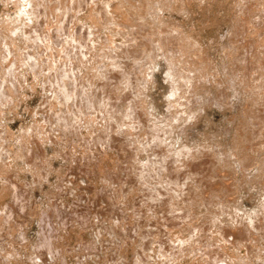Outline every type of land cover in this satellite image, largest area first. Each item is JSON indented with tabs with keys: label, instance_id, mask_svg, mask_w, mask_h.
Here are the masks:
<instances>
[{
	"label": "rangeland",
	"instance_id": "rangeland-1",
	"mask_svg": "<svg viewBox=\"0 0 264 264\" xmlns=\"http://www.w3.org/2000/svg\"><path fill=\"white\" fill-rule=\"evenodd\" d=\"M46 1L47 0H45V2ZM64 1H66V0H64ZM64 1H63V3H64ZM95 1H98V0H94V1L90 0L91 3L88 0L87 1L88 3L86 5H88V4L89 5L87 7H86V5H85V7L83 6L84 8H82V11L80 9V12H76L75 9L78 8L77 6H76V8H74L76 4H71V6H73L72 8L71 7L69 8V6H68L69 9H65L66 5L61 4L62 1L60 2L61 7H59V5H58L59 2L57 3L56 1L51 0V2H52L51 3L48 0L47 3L44 4V5H46L49 3L48 5L45 6V8L48 7V9H47L48 12L45 14V15H47L46 16L47 18H48V16H50V15H48V13L51 14L50 12H52L51 11L52 9L55 10L56 12H58L57 10L63 9V13H61L62 11H59L58 12L59 14L58 13L56 14L55 11H53V13H52V17H53V15L54 16L57 15L56 17H57V19L59 18L58 20L54 19L55 17L53 19L52 18L46 19V17H44L43 19L45 20V22H46L45 23L44 20L40 18L43 21L40 23H42V25L45 23L46 26L44 25L43 27H45L44 30H48L47 31L48 33L51 34V32L55 31V28H56L57 32L55 31L52 33L53 35L51 34L53 37L52 41H48V42L44 41V42L45 43L47 42L49 49L55 48L56 51L54 49L53 50L56 52L55 54L57 56L54 55V53H53L54 51L52 49L51 50L53 52L51 50L47 49V46H46L47 44L45 45V43H42L43 41L41 42L40 40H38V43L36 42V44H37L36 45V44H34L35 42H33L34 40L32 41V39H34V38H31V40H29L30 46L27 44L29 47H26L28 49L27 53H32V51L34 50V52L32 54H34L35 56L37 55L36 60L38 62L41 60V57H42L43 60L47 61V65L49 63H52L48 69L45 67L46 66V63L44 64L45 61L42 62V60H41L42 63L39 62V64H41L40 66L44 69H42L41 67H39V68L42 69L43 71L46 70L48 72V75H47L46 71L43 72L42 70H41L42 74L40 72H37V74L33 73L32 72L33 69H31L33 66L32 67L30 66L31 63H29L28 61H27L28 63H26L24 60L23 62H19L20 65L19 64H18V66L16 65L17 68H15V72H14L15 76L13 74V76L15 77L14 79H16V82H14L13 78L9 79V77H7L8 76V73H7L8 70H6L7 66H5V65L10 62V60H11L10 56L11 55L7 56V53H6L7 48H5V46H6V43H8L10 36H12L14 38H18V39L22 35L25 37L26 33L23 31L25 29L26 30H28V29L32 30V28H28V27L32 26L31 24H33V22L35 20V19L34 20H32V19L35 18V16L32 14L33 10H31V6L27 5V7H26L25 6L26 2H24L22 0H21V2H23L24 4L19 3V0H0V28H1L0 30L3 31V32L0 31V46H1L0 47V52H1L0 53V55H1L0 56V60H1L0 61V80L2 81V78H4L3 79V81L5 80L4 84L6 81H8V82H6L7 90L9 88V91H10L11 88L13 87V88H15V90L12 88L13 91L11 90L10 94H12V92L16 94L15 96L14 95L12 96V97H15L14 101L12 99L8 100V98L10 96L9 91L7 92V90H5L7 92L8 98L4 94L5 91L4 92L2 91V97H4V98L6 97L5 102L7 104L4 102V98H3V100H2V98L0 99L1 100L0 103L3 102V105L0 104V116H1L0 117V126H1L0 132H2L3 129L9 131V132H7L8 134L7 133L4 134V132H3V134L5 136L6 135L8 136L7 140L6 139H4V140L0 139V153H1L0 154V161H1L0 163L3 164V165L1 164L2 168H0V169H2V170H0L1 171L0 172V174H1L0 175V191H2L1 188L3 189L2 184L6 183L7 179L8 180L11 179L12 180L11 182H13V185L16 184L17 191L19 193H21V194H19V195H21V197L22 196L28 197V195L29 196L31 195L28 198L29 202H30L28 204H30V206L29 205H27V206H29L30 209L33 208L34 210L37 211L36 213H38L37 215L36 214L32 215V213H33L32 212V213H30L31 215L28 214L29 216L26 217L24 215L27 213L25 210L26 213H22V212L16 213L17 217L20 216L19 219L18 218L15 219L17 221L13 220L14 221L13 222L11 220V222H13V223H7L5 221H8L9 219L5 220V215H7L6 212L9 211V209H10L9 206L11 207V205H15V204L17 205V203H15V202H17L19 200L18 197H15L16 196L15 195L16 188L14 186L13 187L11 186L12 187L11 189L15 188L14 192L11 191L10 193H8V196L6 195L0 199V229L2 227V230H0V232H1L0 233V264H134L135 260L137 262L138 261L141 262L144 259L146 262H144V261L142 263L139 262V264H145V263L146 264H206L204 261L207 260V255H209V252H208L209 250H208V248L206 249V247L210 248V245L213 244V245H211V247L213 248V246H214V248H216L215 246H218L219 243L225 249V251H224V249L220 245L218 246V247H220V251H222V252L224 251L223 253L220 252L222 254V255L220 254L221 256L219 255V252H218L219 248L218 247L216 249L213 248V250H211L213 252V256H214V254L215 255L218 254L220 256V257L218 255L214 256L215 258L217 257L216 258L217 260H218V257L221 258L223 256L221 259H219V262H220L219 264H223V260H225L227 258L228 259L225 260L226 264H235L234 260L240 261L239 262L240 264H246L247 261L250 262L249 257H251L252 254H254L255 252H257L258 254H256V255H259V256L255 255V257L253 259L251 258L253 261L251 260L250 263L251 264H264V219L262 216L263 214L260 212V211H262L261 207H262L263 202H264V182H263L264 181L263 180L264 169L261 168L262 164L264 163V162H262L264 159V127H263L264 126V116H263L264 115V98H262V97H264L263 96L264 95V93H263L264 92V64H263L264 63V0H260V1L259 0H148L147 2H146V0H120V1H122V3L119 2V0H105V1L99 0L98 2H100V3L102 2V3L98 4L96 2V5H95ZM139 1L141 2V4ZM53 2L57 7L55 5H53ZM103 2H105V4ZM124 2H126L127 4ZM149 2H152V3H149ZM50 3L55 7L50 8L52 6ZM74 3H77V2H74ZM92 3H94V4H92ZM106 3L107 4L109 3V4L106 5ZM69 4H67V5H69ZM90 4H91V7H90L91 9L89 8ZM102 4H104L106 7H108L109 10L111 9L109 11L107 8V11H108L107 14L110 13L109 14V15H111L110 17L107 16L105 11H103V8L105 10L106 7L105 6L103 7ZM149 4L151 7L149 6ZM63 5L65 6L64 8H62ZM99 5H101V6H99ZM109 5H111V6L109 7ZM119 5H120V7H118ZM133 5H135V6H133ZM143 5L145 6V8L143 7ZM92 6L93 7L95 6V7L93 8ZM153 6H155V7H153ZM96 7H98V9H100L102 11L104 16L106 14V16L109 17V20H110L109 23H111V24H106V22H104V18H102L103 19L102 22L105 24L101 25V22L96 21L97 19L100 20L99 14L95 17V15L97 13L92 12L94 9H96ZM133 7H134V9H133ZM54 8H56L57 10ZM150 8L153 10H149ZM70 9L71 10L73 9V11H71ZM147 9L149 11H147ZM66 10H70V11L67 12ZM88 10H89V12H88ZM45 11L46 10H44L43 13H45ZM77 11H79V10H77ZM90 11H91V13H90ZM150 11H152L153 13ZM70 12H71V14L73 12L74 16L71 15ZM158 12H159V14H158ZM17 13L19 15H17ZM94 13H96V14L93 15ZM60 14H63L64 17L63 16H62L63 18L60 17L59 16ZM68 14L71 16H69V17L66 16ZM87 14L89 15V17ZM149 15L151 18L149 17ZM22 16H23V18H22ZM65 16L67 18H70V19L69 20L66 19ZM90 16H91V18L94 17L96 20L94 18H92L93 19L92 20L90 18ZM145 17H147V18H145ZM71 18H73V20L74 19L75 20L71 21L72 20ZM110 18H112V19H110ZM115 19L117 20L118 23L116 22ZM46 20H48V21H46ZM106 20L107 19H105V21ZM111 20H112V22H111ZM57 21L59 24L57 23ZM60 21H62V22H60ZM113 21H115L116 23H114ZM121 21H122V25H120ZM149 21H151L153 24L155 23V25L151 24V22H149ZM93 22H95V23H93ZM97 22L100 24H97ZM107 22H108V20H107ZM146 22L148 23V25ZM158 22L160 25H158ZM29 23H30V25H29ZM62 23L66 26H64ZM113 23H114V26H113ZM18 24L21 26H19ZM52 24L54 26V29L53 30L51 29V31H50L49 29L53 27ZM115 24H117V25L119 24L118 27H117V25L115 26ZM124 24H125V26H124ZM145 24L147 25V27ZM89 25L91 28L93 27L96 30H93V28L91 30H90V28L88 29ZM128 25L130 28L128 27ZM132 25H133V27H132ZM135 25H139V26H135ZM168 25H170V26H168ZM60 26H61V28H60ZM100 26H102L101 29H100ZM107 26H109L111 28H109V27L107 28ZM119 26L120 27L122 26L121 27L122 29H120ZM149 26H151V27H149ZM81 27H82V29H81ZM85 27H86V29H85ZM124 27H128V29L127 28L126 29L128 31L130 30V36H126L125 33L127 32V30H125ZM170 27H173V28H170ZM177 27H179V28H177ZM67 28H68V30H67ZM158 28H159V31H157ZM118 29L121 31H123V29H124L125 32H121ZM131 29H134V31L132 30L133 35L135 37L137 35V37H139L140 40H143V39L148 40L149 37H152L151 38L152 41H151V39H149L150 41L145 40V41H147V43H149L148 45L154 44V43H152L153 41L161 44V45H157V43L154 44V45H157L156 50H155L156 57L154 58V60H152V58H151L152 55L150 56V53H149V57H147L148 56L147 54L149 52L148 47H150V46H148L144 40H143L144 41L143 43H144L145 47H144L142 41H141V43L143 45L142 47L145 48L144 50H146L147 52L146 53L142 52V50H143L142 49L141 53L140 54L138 53V55H136L137 53H135V52L134 53L133 52H129V53L126 52V49L124 47H121L120 45H118V44H122V42L124 41L121 33H123V35H125L124 36L125 38L132 37ZM139 29H141V30H139ZM160 29H162V30H160ZM177 29H179V30H177ZM84 30H85V32H84ZM64 31L65 32L67 31L68 33L67 32L65 33ZM69 31H70V33H69ZM175 31L177 34L175 33ZM8 32H10V33H8ZM15 32L18 35H20V34L21 35L18 36ZM89 32H91L93 35ZM96 32H99V34ZM139 32H140V34H139L140 36H138ZM161 32H162V34H161ZM30 33L32 34L33 32H28V34H30ZM57 33L59 35H57ZM95 33H96V35H95ZM164 33H165V35H164ZM55 34L57 37L56 36L54 37ZM60 34L62 36H60ZM67 34H69L68 35L69 37L67 36ZM146 34H148V35H146ZM155 34L157 35V37ZM170 34H172V35L170 36ZM175 34H176V36H175ZM127 35H128V32H127ZM143 35L145 36V38ZM75 36L77 38V39L75 38L76 40L73 38ZM79 36H80V38H78ZM168 36H169V38H168ZM182 36H183V38H182ZM65 37L67 39V42H66V39H64ZM82 37L85 38L86 40L84 39L85 41H83ZM135 37H132V38H135ZM155 37H156V40H153V39H155ZM184 37H185V39H184ZM162 38L166 39V40H163ZM178 38H180V39H178ZM56 39H57L58 43H56ZM72 39H73V41H71ZM91 39H92V41H91ZM45 40H47V39H45ZM53 40H54V42H53ZM136 40H137V38H136ZM160 40L162 42H160ZM169 40H171L172 43L168 42ZM31 41L33 43H31ZM74 41L75 42L77 41V42L75 43ZM96 41H97V43H96ZM22 42L23 41L19 42L17 44L18 48L16 49V51L12 52V55L14 56L13 58L19 57L21 52L24 53V51H26V49H24V48L27 45H26V43H22ZM61 42H62V44H61ZM72 42H74V43H72ZM81 42L85 46L86 52H89V53L87 55L85 54V56L87 57V58L84 57L85 60L82 58V60H79L81 62L77 61L79 63V66L82 64L83 65L85 64L87 67L90 68V70L88 72L98 71L97 69L99 68V72H97V73L94 72L95 76H91V78H90L89 77L90 75H87V69L88 68L84 69V67L82 66L83 67L82 69L84 70V72L86 71L85 72L86 74H84L83 78H81V80H82L81 82L84 81V83H86V87L88 89H92L93 85H94V87H96V86H98V84H101V83H103V84L105 83L107 86L109 80H111V79L109 78V80H108L106 78V76L101 73V71H100L101 68L98 67L97 65H95L98 63H100V64L103 63L101 65V67L103 65H107L108 71H111L114 69H115L114 71H117V70H118L117 72L120 71L121 76H120V73L117 74L115 72L116 75H118V77H117L118 80L120 78L124 80V82L122 80L121 83L117 80L118 83H116V84H118L117 88H119V90L118 89L114 90V89H116V87H115L116 84L110 85L111 82L114 83L113 81H110V83L108 85V90H110V92H108V93H110V95L113 97H111L106 91L105 92L109 95V97L111 99L113 98L114 100H116V99L124 100L123 97L124 98L129 97V96L132 97L133 96V89L131 88L132 89L131 90L130 88H128V85L130 82L129 80L134 81L133 84L135 86L133 85V88L134 87L136 88V89L134 88V91H137V89H138L139 95L142 91L141 95H142V98L144 97V99H142V98L141 99L146 102L145 104H147L146 108L144 107V109H147V110H144V112L148 111V113H147L148 115H146L145 113L143 115L142 110H141L142 112H140L142 114V117H144V118H145V116L149 117L146 119L147 121H142V122L140 121L141 122L140 123L138 120L140 118H138V116L136 115L137 117H135V119H133L135 122L131 123V121H133V120L129 121V119H127L124 116L125 118L122 120H124V121L127 120V122L125 121L126 122L125 124H127V125L124 124L125 125L124 126V125H122L124 123V121L122 122V120H120V118H122V116L121 117L118 116L119 115L118 113L116 114V116H118L119 119H117L118 117L115 118L114 116L111 115V117L114 120L112 119V120L108 121L109 116H106V115H109L108 113L102 114V116L104 115L102 117V116H98L99 115L98 112L96 113L95 111L90 109L91 111H89L88 114H86V115H88L89 117L91 116L92 119L94 118L95 120H97V121H94V123H96L94 125L95 128L90 123L89 124L88 123L83 124V128L81 126V128L79 129L78 132H74V133H77L79 136L75 135L73 133V135H75V137L77 136L75 139L72 138V136H71L72 131H69L68 133L67 132L61 133V131L59 129L60 127H57V125L60 126V124L55 123L56 122L55 120H54V126H56V127L55 128L53 127V130L51 129V127H49L50 129L47 127L51 123V117L53 116L52 117V121H53V118L55 119L54 114L59 113V111H60L59 106L54 104V101L51 100L50 101L51 103L49 101H47V98L48 99L50 98V92L52 91L50 89L53 87L52 82H51V77H52L51 73L52 72L54 73L57 66L60 65L61 63L62 64L67 63V62L69 63L71 59L75 61V59H73L74 58L73 55L75 53L73 51H75V50L70 49V51L72 50V52H71L72 56L68 54L66 57V55H64V54H67V52L69 51V48L74 47V45H75V47L77 45L80 46ZM40 43L44 44V45H42L43 47L40 45L42 48V51H44V53H42L41 48L39 47ZM52 43L54 44L55 47H53L51 45ZM63 43H65V44H63ZM114 43L117 44L118 46L115 45ZM247 43H249V44H247ZM8 44H10V43H8ZM10 45H12V44H10ZM10 45H9V47H11L13 49L14 46H10ZM107 45H108V47H107ZM172 45H174V46H172ZM242 45H244V46H242ZM256 45H258V46L256 47ZM37 46H38V48H40V51L38 49L39 53L37 52ZM45 46H46V48H45ZM50 46H51V48H50ZM63 46H66V47H63ZM69 46H71V47H69ZM79 46H77L78 49H79ZM84 46H83V49H84ZM168 46H169V48H168ZM171 46L173 47L172 49H171ZM175 46H176V48L174 49ZM34 47H36V48H34ZM61 47H63V48H61ZM77 47H76V49H77ZM87 47H89V48L87 49ZM100 47L101 48L103 47V48L101 49ZM115 47H116V49H115ZM166 47L169 49V50H167L169 52L166 51ZM43 48H45V49L43 50ZM161 48H163V49H161ZM2 49H3V51H1ZM23 49H24V51H23ZM122 49H124L125 51ZM173 49H174V52H173ZM60 50H62V53H60L61 52ZM170 50H171V52H170ZM11 51H13V50H11ZM58 51H60V52H58ZM15 52H17V53L19 52L20 54L18 53V55H17ZM99 52H100V54H99ZM117 52H120L121 55H118ZM14 53H15V55H14ZM102 53L106 54V55H103ZM115 53L118 56H120L121 59L116 58V61L113 58L111 59L110 56L113 57L114 56L113 54H115ZM144 53L147 56H145ZM38 54L39 55L43 54V56L42 55L40 56L39 60H38V57H39ZM44 54H45V57H44ZM133 54H134V56H133ZM173 54H176V55H173ZM4 55H6L5 58H4ZM21 55L22 56H20V58L22 59L23 54H21ZM123 55L124 56L126 55L128 58L125 57V60H124ZM131 55L133 57L129 58V57H131ZM166 55H168L169 57L171 56V57L169 58ZM24 56H25V53H24ZM69 56H71V57L69 58ZM81 56L83 57V55H81ZM104 56H106L107 58H105ZM136 56H138V58ZM59 57H62V58L60 59ZM200 57L202 59L201 61H200ZM252 57L254 60L252 59ZM48 58H49V61H51V60L52 61L49 62ZM114 58H115V56H114ZM122 58H123V60H122ZM145 58H147V59H145ZM171 58L172 59L174 58V59L172 60ZM67 59H68V61L65 62V60H67ZM150 59L153 62V64L151 63ZM179 59H181V60H179ZM232 59H234V61H231ZM62 60H64L63 61L64 63L62 62ZM103 60H105V61H103ZM120 60H122L123 62L126 61L128 63V65L131 63L130 66H132V68L134 66L133 70L138 69L137 71H135L131 74V76H130L131 78H129L128 82L126 81L127 78H125L126 74H127L126 72H125L126 73L125 74L124 72H121L120 69L115 68L116 66L113 67L112 64L111 65L109 64L112 62H113V64L115 62L117 63ZM136 60L137 61L140 60V61L137 63ZM58 61L61 63H59ZM141 61H143V62H141ZM144 61H145V63H144ZM174 61H176L177 68H174L173 66H175V65H172V62L175 64ZM55 62H58V64ZM248 62H250V64ZM21 63H22V65H21ZM80 63H82V64H80ZM25 64L27 66H25ZM54 64H56V65H54ZM252 64H255V65H252ZM210 65H211V67H210ZM51 66H53V67H51ZM93 67H95L96 70ZM109 67H111V68H109ZM204 67H205L206 71H208L209 73L205 71ZM51 68H54L53 71ZM104 68H105V66H103L102 71H106V69H104ZM145 68H146V70H145ZM17 69H19V70H17ZM40 69H39V71H40ZM186 69H187V71H186ZM244 69L246 70V72ZM247 69H248V71H247ZM202 70L204 73L202 72ZM235 70H236V72H235ZM114 71H111V72L114 73ZM150 71H152V72L149 73ZM170 71H175V72L173 73ZM5 73L7 74V76L5 75ZM38 73H39V77H37ZM53 73H52V75L54 76ZM122 73H124V74H122ZM134 73H135V76H132V75H134ZM175 73L176 74L178 73V74L176 75ZM241 73L244 75H242ZM249 73H250V75H249ZM96 74H97V76H96ZM148 74L151 77H149ZM179 74L180 75L184 74L182 76V78L185 77L186 74H188L194 80L192 78L190 79V76H186L187 77L186 79L188 81L185 80V78H183L184 79V81H183V79L178 78ZM46 75H47V78L48 77L50 78V79H48L49 81L48 80L45 81V79H47V78H45ZM145 75H147V76H145ZM170 75L173 77V79ZM194 75H195V77H194ZM85 76H88V77H85ZM241 76H242V78H241ZM93 77H94V79H95V77H97L95 79V81H94ZM134 77H135V80H133ZM175 77L177 78L178 81L180 80L182 83L181 84L179 82L181 85H180V88H178V90H181V91H178L176 89V82H178V81L174 82L176 80ZM149 78H151V79H149ZM254 78H255V80H254ZM121 79H120V81H121ZM189 79H190V81L191 80L192 81L189 82ZM143 80H145V81H143ZM1 81H0V83L3 82V81L2 82ZM18 81H20V82H18ZM47 82H49L52 86L51 87L48 86L49 83H47ZM139 82H140V86L141 85L144 86V89H142L140 86H138ZM143 82L145 84H143ZM172 82H174V83H172ZM119 83H120L122 88L119 87ZM185 83H188L189 85L185 84ZM248 83H250V84H248ZM125 84L126 85L128 84V85L126 86ZM13 85L16 87H14ZM186 85L188 86L187 88H185ZM190 85H193V86L189 87ZM110 86H112V87L110 88ZM137 86H138V88H137ZM251 86H253L254 88L251 89L252 88ZM54 87H56V85ZM173 87H174V89H176L175 90L176 92L178 91L176 93V96H175V91H173L174 90ZM177 87H179V84L177 85ZM52 89L54 90L55 88H52ZM120 89H123V90H120ZM104 90H106V89H104ZM128 91H130V92H128ZM221 91H223V92H221ZM114 92H115V94H114ZM171 92L172 93L174 92V93L171 95ZM188 92H189V94H188ZM106 93H104V94H106ZM183 93H185V96L182 95ZM197 93H198V95H197ZM53 94H51L52 98H53ZM192 94L193 95L195 94V95L193 96ZM115 95H116V97H115ZM117 95H118V97H117ZM254 95H255V98H254ZM16 96H17V98H16ZM171 96H174V97L172 98ZM186 96H187L189 102H187V98H185ZM189 97H191V98H189ZM201 98H202V101H201ZM204 98H206V99L204 100ZM259 99H261V100H259ZM172 100H173L174 104H172ZM177 100H179V101L177 102ZM203 100H204V102H203ZM52 102H53V104H52ZM169 102H171V103H169ZM186 102H187V104H186ZM14 103H16V104H14ZM44 103H47V104H44ZM49 104H51V105L49 107H47ZM45 105H46V108L42 107ZM53 105L55 107L56 106L57 107L55 108ZM190 106H191V108H190ZM42 108H44V109H42ZM47 109L48 110L50 109L49 112ZM247 110H248V113H247ZM51 112H52V114L50 116L46 114V113L50 114ZM175 112H177V113H175ZM2 115H3V117H2ZM45 115H47L49 117L48 119H50V120H48L47 116H45ZM189 115L192 117H190ZM152 116H153V118H152ZM171 116H173V117H171ZM187 116L189 117V119ZM111 117H110V119H111ZM168 117H169V119H168ZM253 117H255V118H253ZM259 117H261V118H259ZM97 118H99V119L103 118L102 119L103 124L101 123V120H99ZM175 118H177V119L175 120ZM178 118H181V119H178ZM187 120H188V122H187ZM46 121L48 122V125H47ZM49 121H50V123H49ZM106 121L109 123H106ZM168 121L170 124L168 123ZM128 122L131 123L130 125H135L137 128L134 126L130 127V125H128ZM136 123H138L139 125ZM109 124H111V125H109ZM117 124H118V126H117ZM140 124H143V125H141V127H140ZM166 124L168 126H166ZM175 124H176V126H175ZM152 125H154L155 129H154V127H152ZM169 125H170V127H169ZM106 126H107V129H106ZM110 126L114 127V128H111V131L113 129L117 130L116 134L113 132L114 137L117 136L115 141L113 138V134H112V136H110V134H108V132L110 131V129H109ZM126 127L127 128L130 127V128L127 129ZM159 127L160 128L167 127L168 129H171V130L169 131L167 128H165V129L163 128L164 130L162 129V131H165V133L167 132L166 134H164L162 131H161L162 133L160 132ZM57 128H58V131L60 134H58ZM134 128H136V129H134ZM252 128L253 129L255 128V129L253 130ZM38 129L40 130V132ZM48 129H49V131H48ZM124 129H125V131H126V129H127V131H130L133 134V138L135 137L134 135H136V136L138 134L140 135V139L139 138H137V140L134 139V140H136V142H139L137 144L140 147H138L136 145V142H135V144L132 143V145H131V147L133 149L136 146L138 147V148L136 147L137 149H139V148L141 149L139 152H136V155H135V152L134 153L131 152L132 151L131 149H130L131 151L128 150L130 148V145H127L129 142L127 141L126 138H128L132 134L129 135L130 132H125ZM145 129L147 132L145 131ZM153 129L155 131L156 130L157 131L155 132ZM106 130H108V132ZM118 130H119V132H118ZM104 131H105V133L108 134V135L107 134L106 135L109 136L110 139L108 137L106 139V138H104V136H102V134L103 135L105 134ZM48 132L53 133V135L49 136ZM168 133L169 134L172 133V134H170L171 136H169ZM65 134L67 136H62ZM68 134L69 135L71 134L70 137ZM80 134H81V137H80ZM86 134H87V136H86ZM124 134H125L126 138L124 137ZM148 134L149 135L151 134V135L149 136ZM158 134H161V136L163 138L161 137L162 138L161 139L159 137L160 135H158ZM12 135H13V137H12ZM57 135H59V137H57ZM97 135L98 136L101 135V137H98ZM139 135L137 137H139ZM141 135H144V136H141ZM152 135H153L154 139L148 141V139L152 138ZM60 136H61V138H60ZM83 136L85 137V139L87 141L83 140V138H84ZM168 136L171 137V139H168L169 138ZM47 137H48L49 141L46 140ZM146 137H147V139H146ZM31 138H32V140H31ZM58 138H60V139H58ZM62 138L64 140H62ZM24 139H26L27 142ZM53 139H54V141H53ZM104 139H106L107 141H105ZM138 139H139V141H138ZM141 139H142L144 144L153 143V145L152 144L151 145L154 149L150 145V147L147 150V148H145L146 145H144V144L141 145L142 144V142L140 141ZM155 139L157 140V144H156V142H154ZM110 140H112L110 143H112L113 146L110 143H106V142H109ZM116 140H117V142H116ZM1 141H3V142H1ZM32 141H33V143H32ZM35 141H36V143H35ZM90 141H92V142H90ZM126 141L128 143H126ZM150 141H153V142H150ZM160 141H163V142H160ZM158 142H160V144ZM38 143H40V144H38ZM67 143H69V144H67ZM99 143H100V145H99ZM123 143L124 144L126 143V145L129 146L128 149L126 148L127 151L124 150L125 145ZM166 143H169V145L167 144L168 146H166ZM119 144H121L124 148L122 146H121V148H118V146L120 147ZM74 145H76V146L74 147ZM97 145L99 148L96 147ZM133 145H136V146H133ZM31 146H32V148H31ZM38 146H40V147H38ZM172 146L174 148H171ZM164 147H166V149H164ZM6 148L8 150H6ZM136 148H135V150H137ZM185 148L188 149V152H186L187 150ZM101 149H103V150H101ZM1 150H4V151L1 152ZM22 150L23 151L27 150V152H23ZM153 150H156V151H153ZM158 150L160 151L161 155L156 154V153H158ZM168 150H170V151H168ZM6 151H10V154H11V156L9 155L10 157L9 156L4 157L5 154L3 152H6ZM120 151H122L123 154ZM150 151H152V152H150ZM129 152L133 153V154H131L132 156L130 155ZM153 152H154L155 156H154V154H152ZM168 152H169L170 156H169V154H166ZM184 152L188 153V154H185ZM60 153H62V155ZM88 153H89V155H88ZM222 153H224V154H222ZM179 154L180 155L185 154L184 156L186 158L184 156H180ZM128 155H130L131 158ZM157 155L158 156H162V155L165 156L166 155V156L165 157L162 156V159H161V157L156 158V157H158ZM220 155L221 156L223 155V156L220 157ZM224 155H226L225 159H224ZM100 157H102V158H100ZM135 157H137L138 159ZM166 157H168V158H166ZM183 157L185 158L186 161L181 160V159H183ZM226 157H228V158H226ZM164 158L166 161L164 160ZM189 158H190V160H189ZM136 159L138 161H136ZM159 159H161V160H159ZM187 159H188V163H187ZM125 160H127V161H125ZM176 160H177V162H176ZM220 160H222V161H220ZM124 161H125V163H124ZM162 161H165L167 165L166 164L163 165L165 162H162ZM169 161H170V163H169ZM181 161H183V162H181ZM149 162H150V164H148ZM154 162H156L157 165H155L156 163H154ZM158 163H159V165H158ZM182 163L184 165V168L182 166ZM126 164H128V165H126ZM180 164H181V166H180ZM185 164H187V166H185ZM188 164H189V166H188ZM221 164H222V166H221ZM11 165H13V166H11ZM122 165H124V166H122ZM146 165L148 166V168L152 165L151 166L152 168L150 167L151 169L150 168L147 169V167H145ZM91 166H93V167H91ZM163 166H164V168H163ZM165 166H166V168H165ZM80 167H82V168H80ZM87 167H88V169H87ZM46 168H49V169L47 170ZM121 168H123V169H121ZM134 168H135V170H134ZM136 169H138V171ZM156 169H157V171H156ZM165 169H167V170H165ZM174 169H176V170H174ZM193 170H195V175H194L195 177H196V174H198V173H199L198 175H200V174L201 175L195 178L193 176V174L192 175L189 174V173H192ZM198 170H200V171L198 172ZM82 171H83V173H82ZM186 171L189 173H187ZM87 172H89V173H87ZM99 172L101 173V175L99 174ZM139 172H141L142 174ZM149 172H151V173H149ZM221 172H222V175H221ZM84 173H85V175H84ZM135 173L136 174L138 173V174L136 175ZM144 173H145V176H144ZM147 173H149L150 177H149V175H147ZM154 173L156 176L158 175L160 178L158 176L155 177ZM169 173H171L170 176H169ZM189 175H191V176H189ZM87 176L88 177L90 176V177L88 178ZM100 176H102V177H100ZM105 176H106V178L108 177L109 180H106ZM136 176H138V177H136ZM141 176H143V177H141ZM171 176L173 178H175L177 181L174 180L173 178L171 180V178H170ZM63 177L65 178L64 181L62 180ZM153 177H155V178H153ZM168 177L170 178V181L167 179ZM125 178H126V180H125ZM197 179L199 181H197ZM15 180H16V182H15ZM34 180L36 182H34ZM130 180H132V181H130ZM146 180L147 181L150 180V182L149 181L147 182ZM166 180L169 181L168 184H167ZM126 181H127V183H126ZM171 181L172 182L175 181L176 183L173 182V184H172ZM105 182L106 183L109 182L110 184L107 185ZM123 182H125V183H123ZM200 183H203L204 185L202 184V186H201ZM214 183H215L217 189H215V186L213 185ZM111 184L113 186H111ZM186 184H188V185H186ZM198 184H199V186H198ZM223 184H226V185H224V187H223ZM19 185L22 188H20ZM121 185H123V186H121ZM159 185H161V186L159 187ZM68 186H70V187H68ZM218 186H220V187L218 188ZM225 186H226V188H225ZM201 187L203 189H201ZM211 187H214L213 189H215L214 191H212L213 189L211 190L213 193L209 190ZM24 188H26V189H24ZM63 188H65V189H63ZM104 188L107 190L109 189V191L105 190ZM89 189H90V191H89ZM110 189L113 193L110 191ZM124 189L127 190L126 192H128L129 194L126 193L124 191ZM151 189H153V190H151ZM218 189H221V191L219 192L220 194H224V195H221L222 199L218 195L219 194ZM19 190H21V191H19ZM104 190H105V192H104ZM118 190H119V192H118ZM195 190H196V192H193ZM207 190H208V192L210 191L211 194L216 196V197L213 198V196H211V194H209L208 192H205ZM157 191H161L158 193H161V197L164 198L163 200H161L162 199L161 197H159V199L156 197L155 194H158V193H154V192H157ZM96 192H97V194H96ZM103 192H104V194H102ZM146 192L152 193V195H150V193H147L150 195V197L152 199H148L149 196L145 197V196H147ZM176 192H177V194H176ZM106 193H107V195H105ZM25 194H28V195H25ZM199 194H201V195H199ZM205 194H206V196H205ZM208 195H210L212 197V199H210V196H208ZM99 196H100V198H99ZM171 196L174 200L171 198ZM199 196H202L201 200H200ZM155 197L158 199L159 202L155 201V200H157ZM81 198H83V199H81ZM87 198H89V199H87ZM142 198H146V199L143 200ZM153 198L155 200H153ZM16 199H18V200L16 201ZM21 199H24V198H21ZM231 199H233V200H231ZM80 200L82 201V204L84 203L83 205L80 204L81 203ZM99 200H101V201H99ZM146 200H147V202H146ZM164 200H166L167 203H165ZM148 201L149 202L152 201L151 204H149ZM211 201H212V203H211ZM50 202L53 204H51ZM57 202H59L58 205H57ZM60 202L63 204H61ZM154 202L156 204L157 203H159V204L156 205ZM173 202H174V204H173ZM217 202H220V203H218L220 206L217 205ZM221 203H223V204H221ZM65 205L68 208L65 207ZM84 205H86V206H84ZM52 206H54L56 209H57V207L60 208L62 206L63 209L60 208L61 210H63L62 213L59 214L58 213L59 209H57V211H56V209H54ZM76 206H77V208H76ZM93 207H94V209H92ZM230 207H233V208H230ZM14 208H16V207H14ZM66 208L68 209V212H67ZM71 208L72 209L75 208L74 212ZM78 208L81 209L80 211H82V213L79 211ZM90 208L92 211H90L88 214V212L86 210H90ZM178 208L179 209L182 208V209L179 210ZM218 208H219V210H218ZM61 210H59V212ZM71 210L73 213L71 212ZM83 210L86 211L85 214L87 213L89 216L92 215L91 217H89L90 222H88V224H86V225L84 223H82V221H81V220H83L81 218L84 215ZM96 210H98V212ZM109 210H110V212H109ZM226 210L228 213L226 212ZM46 211H47V214L50 213L49 219L52 221V223L54 222V224H53L54 227L53 228L51 226H49V227L51 229H54V230L56 227L57 231L62 234L61 237H59V240L57 239V240L53 241L54 246L56 245L55 247H56V249H57L56 251H58V253L56 254V251H55V253H54L55 255L53 254L52 256L51 255L48 256V253L45 252V249L43 248V250H42L40 248V247H43L41 245V242L44 240L43 238L41 239L40 235H42L43 233H45L46 230H48V225L46 224V221L44 222L42 219V217H44L42 215ZM50 211H53L54 213L56 212L55 214H59V218H57L58 215L57 216L53 215L54 213L50 212ZM75 212L79 213V217H77L76 219L80 218L76 221H75V219L74 220L71 219V218H73L72 216H74V217H75V215L78 216V213L76 214ZM94 212H97V213H94ZM69 213H70V216H69ZM66 214L68 216H66ZM80 214H83V215L81 216ZM100 214H102L103 216ZM8 215H10V214H8ZM61 215L63 217L62 220L60 219ZM93 215H94V217H93ZM105 215H107V216H105ZM2 216H4V217L2 218ZM54 216H56V217L53 219ZM65 216L67 217L66 220H65ZM173 216H178V217L172 218ZM13 218H16L15 215ZM27 218H28V220H27ZM46 218L47 217L45 216V219ZM69 218H70V220H72L71 222H69L70 221ZM170 218H171V220H170L171 222L167 221V219H170ZM10 219H12V218H10ZM221 219H222V221H221ZM224 219H226V221ZM59 220L61 221V223ZM172 220H175V221H172ZM234 221L237 222L238 225ZM73 222H75V223L78 222V224H74ZM165 222L167 223L166 224L167 226L165 225L166 227L164 226ZM187 222L188 223L190 222V224L188 225ZM2 223H4V224H2ZM63 223H64V225H63ZM137 223H138V225H137ZM7 224H9V225H7ZM80 224L85 225V226L81 225V227H80ZM191 224H192V226H191ZM239 224L240 225L242 224V225L240 226ZM5 226H6V228H5ZM44 227H45V231L43 229ZM57 227H59V228H57ZM223 227L224 228L227 227V230L222 229ZM230 227L232 229H236V227H241V228H237V229L242 230V232L243 231L245 232L246 230H248L249 232L252 233V234L250 233L252 238L256 237V239H258V240L260 239L261 240V241L259 240L260 244L259 243L255 244V246L257 247V248H255V252L252 253V250H250L251 252L249 251V249H252V248L254 249V247H255L253 245V242L251 241L252 238L249 236L251 238V240H250V239H247V237H246L247 234L249 235V232H247V231H246L247 233L245 232L244 237H246L245 238L246 240H243L245 242L242 244L243 248L240 246V248H242V250H241L238 247L239 245H241L240 243H235V245H234V240H232L233 242L230 240V239H232V238H230L231 233H232V231H231L232 229L230 230L231 233L228 231V229H230ZM41 228L43 229V232H42ZM163 228L166 230H164ZM5 229H7L8 231ZM100 229H102V230L99 232ZM106 229H107V231H105ZM137 229H138V231H137ZM220 229H222L223 233L225 235H227L226 240H223L225 237H223V233L221 234L222 230L220 231ZM243 229H245V230H243ZM3 231L5 233H3ZM218 231H219V235H221V238L219 237V235H217ZM226 231H228L227 233H230L229 234L230 236H228V234L225 233ZM97 232L101 233V234H98ZM166 232H168V233L166 234ZM242 232L240 231L239 233L242 234ZM1 234L4 236H2ZM156 234L158 235L159 238L157 237ZM254 235H256V236L254 237ZM42 237H43V235H42ZM147 237H152V238L155 237V239H153L151 242L152 238L150 239ZM214 237L216 238V240ZM222 237H223V239H222ZM244 237H242V238H244ZM163 238H165L166 242L163 241L164 240ZM169 238H171V240ZM176 238H178V239L176 240ZM159 239L161 240V242H159L160 241ZM55 241H56V243H54ZM162 241L165 242V245L162 243ZM168 241H170V242H168ZM193 241L195 242L194 244H193ZM225 241H227V242H225ZM254 241H255V239H254ZM37 242H38V244H37ZM188 242L190 245H188ZM161 243L164 246H162ZM186 243H187V245H186ZM207 243L209 245H207ZM248 243L252 245V248L245 249V247L248 248ZM204 244L206 247L203 246ZM236 244H238V245H236ZM39 245H41V246H39ZM184 245H186V246H184ZM251 245H249V246L251 247ZM55 247H54V250H55ZM236 247H238V249ZM167 248H169V249H167ZM204 249L208 250L207 254H206ZM15 250L18 253H15ZM43 251H44V253H43ZM215 251H217V253ZM237 252H238V254H237ZM41 253H43V254H41ZM225 253H227L226 254L227 257H225V259H224ZM239 253H240V256H239ZM249 253H251V255ZM205 254H206V256H205ZM202 255H203V257H201ZM248 255H250V256H248ZM260 255H261V257H260ZM40 256H41V258H40ZM44 256L47 259L44 258ZM138 257H140V258L137 259ZM204 257H206V258H204ZM209 257H211V259L208 258V260L210 259V260H212V262L215 261V260H213L214 257H212V254ZM141 258H143V259H141ZM240 258H242L241 260H245L246 262L243 261L245 263H241L242 261L239 260ZM40 259H42V260H40ZM231 259L233 260L234 263L231 261ZM15 260L17 262H15ZM43 260H46V261L44 262ZM238 261H236V264H239ZM217 263H218V261H217ZM135 264H138V263H135ZM211 264H214V262Z\"/></svg>",
	"mask_w": 264,
	"mask_h": 264
},
{
	"label": "bare ground",
	"instance_id": "bare-ground-1",
	"mask_svg": "<svg viewBox=\"0 0 264 264\" xmlns=\"http://www.w3.org/2000/svg\"><path fill=\"white\" fill-rule=\"evenodd\" d=\"M22 1L26 2V5H25L26 7H27V5H29V6H31V10H33L32 14L35 16V18H33L32 20H34V19H35V20H34L33 24H31L32 26H31V27L29 26L28 28H32V30H33V29H34V30H33V31H32L31 29H30L31 31H30L29 29H28V30L25 29L24 31L22 30L23 32L26 33L25 37H24L23 35L20 36L21 34L18 35V34L15 32L18 36H20V38L18 39V38H14V37L10 36V38H9V41H10V42L8 41V43H10V44H12V45L6 43V46L8 45L7 47L5 46V48H7V49H6L7 56L11 55V56H10V57H11L10 62L7 63V64L5 63V64H6L5 66H7V67H6V68H7L6 70H8V72H7V73H8V76H7L6 73H5V75H6L7 77H9V79H11V78L14 79V78H15V77H14V76H15V74H14V72H15V68H17L19 62H23L24 60H25L26 63H28V62L31 63L30 66H31V67L33 66V67L31 68V69H33L32 72H33V73H36V74H37V72H40V73H41V72L43 71L42 69H44V68H42V67L40 66L41 64H39V62H41V60H42V62L45 61V62H44V64L46 63V66H45V67L48 68V69H49L50 65L52 64V63H49V62L52 61V60L49 61V58H50V57L48 58V61H49V62H48V63H49L48 65H47V61H46V60H43L42 57H41V60L38 62V61L36 60V56H37V55L35 56L34 54H32V53L34 52V50L32 51V53H27V50H28V49L26 48V47H29V46H30V45H29V44H30L29 40H31V38H34V39H32V41L34 40L33 42H35L34 44H36V42L38 43V40H40L41 42L43 41L42 43H45L44 41H47V42H48V41H52V38H53V37H52V35H53L52 33L56 31V28H55V31L51 32V34H52V35H51L50 33L47 32L48 30H44L45 27H43V26L45 25V23H46L45 20H44L43 18L47 16V15H45V14L48 12V11H47L48 7L45 8V6L48 5L49 3L46 4V5H44V4L47 3L48 0H47L46 2H45V0H22ZM54 1L57 2L58 0H54ZM61 1H62V2H61ZM63 1H64V0H59V1H58V2H59V4H58L59 7H61V6H60V2H61V4L66 5L67 8H66L64 5H63V7H62V8L65 7V9H69L70 7L72 8L73 6H71V4H76L74 8H76V6L79 8V9H78V8L75 9L76 12H80V9H81V11H82V8H84L85 5L88 3V2H87L88 0H66V1H64V3H63ZM73 1H74V2H77V3H74ZM93 1H94V0H93ZM98 1H99V0H98ZM98 1H95V5H96V2H97L98 4L100 3V2H98ZM103 1H105V0H103ZM147 1H148V0H146V2H147ZM259 1H260V0H259ZM8 2H9V1H8ZM14 2H15V1H14ZM16 2H17V1H16ZM49 2H51V0H49ZM56 2H55V3H56ZM58 2H57V3H58ZM89 2H90V0H89ZM108 2H109V1H108ZM119 2L122 3V1H120V0H119ZM119 2H118V3H119ZM139 2H140V1H139ZM6 3H7V2H6ZM19 3H23V2H21V0H19ZM51 3H52V2H51ZM51 3H50V4H51ZM69 3H70V4H69ZM90 3H91V2H90ZM101 3H102V2H101ZM101 3H100V4H101ZM103 3L105 4V2H103ZM124 3H126V2H124ZM149 3H152V2H149ZM167 3H168V2H167ZM15 4H16V3H15ZM23 4H24V3H23ZM67 4H69V5H67ZM92 4H94V3H92ZM104 4H102L103 7L105 6ZM108 4H109V3H108ZM108 4L106 3V5H108ZM126 4H127V3H126ZM140 4H141V2H140ZM147 4H148V3H147ZM153 4H154V3H153ZM19 5H20V4H19ZM51 5H52V4H51ZM53 5H55L54 2H53ZM53 5H52L50 8H53V7L56 6V5H55V6H53ZM88 5H89V4H88ZM88 5H86V7H87ZM120 5H121V4H120ZM120 5H119L118 7H120ZM130 5H131V4H130ZM68 6H69V8H68ZM83 6H84V7H83ZM99 6H101V5H99ZM110 6H111V5H109V7H110ZM133 6H135V5H133ZM137 6H138V5H137ZM146 6H147V5H146ZM149 6H150V4H149ZM149 6H148V7H149ZM164 6H165V5H164ZM166 6H167V5H166ZM16 7H17V6H16ZM23 7H24V6H23ZM23 7H22V8H23ZM56 7H57V6H56ZM59 7H58V8H59ZM90 7H91V4H90L89 8H90ZM92 7H93V6H92ZM94 7H95V6H94ZM94 7H93V8H94ZM105 7H106V6H105ZM143 7L145 8L144 5H143ZM150 7H151V6H150ZM153 7H155V6H153ZM153 7H152V8H153ZM44 8H45V9H44ZM93 8H92V9H93ZM99 8H100V7H99ZM107 8H108V7H106L105 10H104V8H103V11H105L106 14H107V12H108V11H107ZM23 9H24V8H23ZM54 9H56V8H54ZM59 9H60V8H59ZM65 9H64V10H65ZM90 9H91V8H90ZM133 9H134V7H133ZM153 9H154V8H153ZM153 9L150 8L149 10H153ZM18 10H19V9H18ZM28 10H29V9H28ZM44 10H46L45 13H43ZM56 10H57V9H56ZM70 10H71V9H70ZM70 10H66V11L68 12V11H70ZM77 10H79V11H77ZM94 10H95V11H94ZM94 10H93V11L91 10V11H92V12H96L97 14L94 13L93 15L96 14V15H95V17H96V16L99 14V18H100V20H99V19L96 20L94 17H92V18H94L96 21L101 22V25H102V24H105V23L102 22V21H103L102 18H104V22H106V24H111V23H109V21H110V20H109V17L111 16V15H109L110 13L107 14V16H109V17H107L105 13H104L105 16L103 15L102 11H101L100 9H98V7H96V9H94ZM108 10H109V8H108ZM110 10H111V9H110ZM110 10H109V11H110ZM145 10H146V9H145ZM149 10L147 9V11H149ZM154 10H155V9H154ZM51 11H52V12H50L51 14L48 13V15H50L51 17L48 16V18H52V19H53V18L55 17L54 19H57V17H56L57 15H55V16L53 15V17H52V13H53V11H55V10L52 9ZM57 11H58V12H59V11H62L61 13H63V9H60V10H57ZM66 11H65V12H66ZM71 11H73V9H72ZM75 11H74V12H75ZM84 11H85V10H84ZM91 11H90V13H91ZM119 11H120V10H119ZM162 11H163V10H162ZM58 12L55 11L56 14H57ZM67 12H66V13H67ZM76 12H75V13H76ZM88 12H89V10H88ZM140 12H141V11H140ZM150 12H152V11H150ZM150 12H149V13H150ZM18 13H19V12H18ZM18 13H17V15H19ZM20 13H21V12H20ZM75 13H74V14H75ZM90 13H89V14H90ZM117 13H118V12H117ZM152 13H153V12H152ZM184 13H185V12H184ZM21 14H22V13H21ZM27 14H28V13H27ZM58 14H59V13H58ZM70 14H71V12H70ZM82 14H83V13H82ZM158 14H159V12H158ZM71 15H73V12H72ZM71 15L68 14V15H66V16L69 17V16H71ZM75 15H76V14H75ZM77 15H78V14H77ZM80 15H81V14H80ZM87 15H88V14H87ZM91 15H92V14H91ZM124 15H125V14H124ZM139 15H140V14H139ZM160 15H161V14H160ZM20 16H21V15H20ZM34 16H33V17H34ZM59 16L62 17L63 14H60ZM66 16H65V17H66ZM73 16H74V15H73ZM63 17H64V16H63ZM63 17H62V18H63ZM88 17H89V15H88ZM132 17H133V16H132ZM134 17H135V16H134ZM139 17H140V16H139ZM142 17H143V16H142ZM149 17H150V15H149ZM156 17H157V16H156ZM22 18H23V16H22ZM30 18H31V17H30ZM30 18H29V19H30ZM40 18L43 19L44 22H45L43 25H42V23H40V22H43ZM48 18L46 17V19H48ZM74 18H75V17H74ZM90 18H91V16H90ZM92 18H91V19H92ZM145 18H147V17H145ZM150 18H151V17H150ZM150 18H149V19H150ZM161 18H162V17H161ZM58 19H59V18H58ZM58 19H57V20H58ZM66 19L69 20L70 18H67V17H66ZM71 19H72L71 21H74V20H75V19L73 20V18H71ZM101 19H102V20H101ZM105 19H107L108 22H107V20L105 21ZM110 19H112V18H110ZM138 19H139V18H138ZM141 19H142V18H141ZM50 20H51V19H50ZM92 20H93V19H92ZM115 20H116V19H115ZM136 20H137V19H136ZM145 20H146V19H145ZM153 20H154V19H153ZM19 21H20V20H19ZM46 21H48V20H46ZM80 21H81V20H80ZM157 21H158V20H157ZM49 22H50V21H49ZM53 22H54V21H53ZM60 22H62V21H60ZM65 22H66V21H65ZM69 22H70V21H69ZM78 22H79V21H78ZM84 22H85V21H84ZM111 22H112V20H111ZM113 22L116 23L117 20H116V22H115V21H113ZM149 22H151V21H149ZM27 23H28V22H27ZM31 23H32V22H31ZM47 23H48V22H47ZM57 23H58V21H57ZM63 23H64V22H63ZM63 23H62V24H63ZM66 23H67V22H66ZM75 23H76V22H75ZM93 23H95V22H93ZM114 23H113V26H114ZM117 23H118V22H117ZM146 23H147V22H146ZM58 24H59V23H58ZM81 24H82V23H81ZM85 24H86V23H85ZM97 24H100V23L97 22ZM125 24H126V23H125ZM125 24H124V26H125ZM129 24H130V23H129ZM139 24H140V23H139ZM142 24H143V23H142ZM151 24H153V23L151 22ZM161 24H162V23H161ZM18 25H19V24H18ZM25 25H26V24H25ZM27 25H28V24H27ZM29 25H30V23H29ZM56 25H57V24H56ZM56 25H55V26H56ZM63 25H64V24H63ZM116 25H117V24H115V26H116ZM118 25H119V24H118ZM118 25H117V27H118ZM120 25H122V21H121V24H120ZM145 25H146V24H145ZM147 25H148V23H147ZM147 25H146V27H147ZM149 25H150V24H149ZM153 25H155V23H154ZM158 25H160L159 22H158ZM19 26H21V25H19ZM33 26H34V27H33ZM35 26H36V27H35ZM45 26H46V25H45ZM52 26H53V24H52ZM61 26H62V25H61ZM61 26H60V28H61ZM64 26H66V25H64ZM80 26H81V25H80ZM80 26H79V27H80ZM103 26H104V25H103ZM126 26H127V25H126ZM135 26H139V25H135ZM143 26H144V25H143ZM151 26H152V25H151ZM151 26H149V27H151ZM168 26H170V25H168ZM172 26H173V25H172ZM24 27H25V26H24ZM47 27H48V26H47ZM58 27H59V26H58ZM62 27H63V26H62ZM67 27H68V26H67ZM83 27H84V26H83ZM87 27H88V26H87ZM95 27H96V26H95ZM101 27H102V26H100V29H101ZM108 27H109V26H107V28H108ZM117 27H116V28H117ZM119 27H120V26H119ZM121 27H122V26H121ZM121 27H120V29H122ZM128 27H129V25H128ZM128 27H124V29L127 30ZM132 27H133V25H132ZM141 27H142V26H141ZM141 27H140V28H141ZM144 27H145V26H144ZM165 27H166V26H165ZM89 28H90V30H91L93 27L91 28L90 25H89L88 29H89ZM98 28H99V27H98ZM104 28H105V27H104ZM109 28H111V27H109ZM126 28H127V29H126ZM129 28H130V27H129ZM135 28H136V27H135ZM156 28H157V27H156ZM159 28H160V27H159ZM159 28L157 29V31H159ZM170 28H173V27H170ZM177 28H179V27H177ZM0 29H1V28H0ZM51 29L53 30V29H54V26H53L52 28H50L49 30L51 31ZM65 29H66V28H65ZM77 29H78V28H77ZM81 29H82V27H81ZM85 29H86V27H85ZM124 29H123V31H121V30H119V29H118V30L121 31V32H125ZM136 29H137V28H136ZM162 29H163V28H162ZM162 29H160V30H162ZM180 29H181V28H180ZM60 30H61V29H60ZM67 30H68V28H67ZM90 30H89V31H90ZM93 30H96V29L93 28ZM132 30L134 31V29H131V31H132ZM139 30H141V29H139ZM139 30H138V31H139ZM150 30H151V29H150ZM154 30H155V29H154ZM174 30H175V29H174ZM174 30H173V31H174ZM177 30H179V29H177ZM0 31H2V30H0ZM20 31H21V30H20ZM27 31H28V32H33V33H32V34H31V33L28 34ZM62 31H63V30H62ZM76 31H77V30H76ZM133 31L131 32V34H132V37H135V36L133 35ZM173 31H172V32H173ZM180 31H181V30H180ZM2 32H3V31H2ZM6 32H7V31H6ZM13 32H14V31H13ZM56 32H57V31H56ZM64 32H65V31H64ZM64 32H63V33H64ZM66 32H67V31H66ZM66 32H65V33H66ZM84 32H85V30H84ZM127 32H128V35H127ZM127 32L125 33L126 36H130V30H129V31L127 30ZM143 32H144V31H143ZM151 32H152V31H151ZM172 32H171V33H172ZM177 32H178V31H177ZM8 33H10V32H8ZM18 33H19V32H18ZM67 33H68V32H67ZM69 33H70V31H69ZM89 33H91V32H89ZM96 33L99 34V32H96ZM96 33H95V35H96ZM119 33H120V32H119ZM135 33H136V32H135ZM135 33H134V34H135ZM175 33H176V31H175ZM61 34H62V33H61ZM61 34H60V36H62ZM84 34H85V33H84ZM91 34H92V33H91ZM101 34H102V33H101ZM121 34H122V36H123V40H124V41L122 42V44H118V45H120L121 47H124V48L126 49V52H128V53H129V52H133V53L135 52V53H137L136 55H138V53L140 54L142 49H143L142 52H145V53L147 52L146 50H144L145 48L142 47V46L144 45L143 42H144L145 40H147V39H145V40L143 39L144 41H143V40H140L139 37H137L136 34H135V35H136L135 38H132V37H127V38H125V37H124L125 35H123V33H121ZM139 34H140V32L138 33V36H140ZM144 34H145V33H144ZM161 34H162V32H161ZM172 34H173V33H172ZM172 34H170V36H171ZM176 34H177V33H176ZM176 34H175V36H176ZM241 34H242V33H241ZM4 35H5V34H4ZM57 35H59V34L57 33ZM68 35H69V34H67V36H68ZM70 35H71V34H70ZM92 35H93V34H92ZM146 35H148V34H146ZM152 35H153V34H152ZM155 35H156V34H155ZM155 35H154V36H155ZM159 35H160V34H159ZM164 35H165V33H164ZM55 36H56V34L54 35V37H55ZM63 36H64V35H63ZM99 36H100V35H99ZM143 36H144V35H143ZM143 36H142V37H143ZM154 36H153V37H154ZM238 36H239V35H238ZM15 37H16V36H15ZM56 37H57V36H56ZM68 37H69V36H68ZM84 37H85V36H84ZM156 37H157V35H156ZM156 37H155V39H153V40H156ZM180 37H181V36H180ZM7 38H8V37H7ZM73 38L75 39L76 36L73 37ZM78 38H80V36H79ZM113 38H114V37H113ZM136 38H137V40H136ZM144 38H145V36H144ZM147 38H148V37H147ZM151 38H152V37H149V39H151ZM168 38H169V36H168ZM168 38H167V39H168ZM176 38H177V37H176ZM182 38H183V36H182ZM239 38H240V37H239ZM3 39H4V38H3ZM45 39H47V40H45ZM50 39H51V40H50ZM58 39H59V38H58ZM62 39H63V38H62ZM64 39H66V37H65ZM76 39H77V38H76ZM76 39H75V40H76ZM82 39H83V41L86 40V39L83 38V37H82ZM84 39H85V40H84ZM96 39H97V38H96ZM138 39H139V40H138ZM149 39H148L147 41H150ZM162 39H163V38H162ZM178 39H180V38H178ZM178 39H177V40H178ZM184 39H185V37H184ZM101 40H102V39H101ZM157 40H158V39H157ZM163 40H166V39H163ZM234 40H235V39H234ZM21 41H23L22 43H26V45H27V44L29 45V46H28V45L25 46L24 49H26V51H24V49H23V51H24V53H25V56H24V53L21 52V54H23V58L21 59L20 56H22V55L19 53V52H20V51H19L18 53L20 54V56L17 57V58H13L14 56L12 55V52L16 51V49L18 48V45H17V44H18L19 42H21ZM32 41H31V43H33ZM40 41H39V42H40ZM59 41H60V40H59ZM69 41H70V40H69ZM71 41H73V39H72ZM71 41H70V42H71ZM79 41H80V40H79ZM81 41H82V40H81ZM83 41H82V42H83ZM91 41H92V39H91ZM108 41H109V40H108ZM137 41H138V42H137ZM141 41H142L143 45H142ZM147 41H145V43L148 45L149 43H147ZM151 41H152V39H151ZM174 41H175V40H174ZM178 41H179V40H178ZM180 41H181V40H180ZM184 41H185V40H184ZM187 41H188V40H187ZM47 42L45 43V45L47 44ZM53 42H54V40H53ZM62 42H63V41H62ZM62 42H61V44H62ZM64 42H65V41H64ZM66 42H67V39H66ZM74 42H75V41H74ZM74 42H72V43H74ZM76 42H77V41H76ZM76 42H75V43H76ZM82 42L80 43V44H81L80 46L77 45V46H79V49H78L77 46H76V47H77V49H76L75 45L73 44L74 47L69 48V51L67 52V54H64V53H63L64 55H66V57H67L68 54L72 56V53H71V52H72V50H75V51H73V52H75L74 55H73V57H74L73 59H75V61L72 60V59H71V60L69 59L71 56H69V58H68V59L70 60L69 63L67 62L68 59L65 60V62H67V63H64V62H63L64 60H62V62H63L64 64H62L61 62L58 61V62L61 63V64L58 65L59 67L57 66L58 69L55 67L56 69H55L54 73L52 72V73L54 74V76H53L52 73H51V76H52V77H51V82H52V85H53L52 88H55V89H54V90H53L52 88L50 89V90H52V91L50 92V98H51V99H50V98H49V99L47 98V101H49V102H50L51 100L54 101V104H56V105L59 106V108H60L59 110H60V111H59V113H55V114H54V115H55V119L53 118V121H52V117H53V116L51 117V123H50V121H49L50 125H48V122H47L48 120H50V119H48L49 117H48L47 115L50 116V115L52 114V112H51L50 114L46 113L47 115H45V116H47V119H48V120L46 121L48 126H47L46 124H45V125H46L48 128L51 127V129L53 130V127H54V128L56 127V126H54V120H55V121H56L55 123L60 124V126L57 125V127H60L59 129H60L61 133H65V132L68 133L69 131H72V132H71L72 135H71V134H70V135L72 136V138L75 139V138L77 137V136L75 137V135H78V134H77V133H74V132H78L79 129L81 128V126H82V128H83V124H85V123H88V124H89V123H90V124L93 125V127H94V125L96 124V123H94V121H97V120H95L94 118H93V119H94V120H93V119L91 118V116L89 117L88 115H86V114H88V112L91 111V110L95 111L96 113L98 112V114H99V115L97 114L98 116H102V114H106V113H108L109 115H106V116H109L108 121L113 119V118L111 117V115L114 116L115 118H117L118 116H120V117L122 116V118H120V120H122V119H124V118L126 117L127 119H129V121H131V120L135 119V117L138 116V118H140V119H138L139 122H140V121H141V122H142V121H147L146 119L149 118V117H147V116H145V118L142 117V114L144 115V113H145L146 115H148V114H147L148 111H147V112H146V111L144 112V110H147V109H144V107L146 108V105H147V104H145L146 102H145L144 100H142V99H144V97L142 98V95H141L142 91H141V93L139 92L140 95L138 94V89H137V91H134V88H135V87L133 88V85H134L133 83H134V81L129 80V78H131V77H130L131 74H132L133 72L137 71L138 69H137V70H133L134 66H133V68H132V66H130L131 63L128 65V63H127L126 61L123 62V61H122L123 58H122V60H120V61L117 62V63L115 62V63L113 64V62H112V63H109V64H110V65L112 64L113 67L116 66L115 68L120 69L121 72H124V73L126 72V73H127V74L125 73V74H126V77H125V78H127V80L123 77L124 75H123L122 77H123L127 82H128V80L130 81V82H129V85H128V84H127V85H128V88H130V89L132 88V89H133V96H132V97H131V96L126 97V98L123 97L124 100H122V99H121V100L116 99L117 101L114 100L113 98L111 99V98L109 97L110 93H108V92H110V90H108V85H109L110 81H113V82H114V83L111 82L112 84L110 83V85H113V84L115 85L116 83H118V81L121 83L123 79L120 78L121 81H120V79L118 80V78H117L118 75H116V73L119 74L120 71L117 72L118 70H117V71H114V70H115V69H114V70H111V71H114V73H112L111 71H108V70H107V69H108V68H107V67H108L107 65H103V66H105L104 69H106V71H102L103 66L101 67V65H102L103 63H101V64H100V63H98V64H95V63H94V64L101 68V70H100L101 73L104 74L108 80H109V78L111 79V80H109L107 86H106L105 83H104V84L101 83V84H98V86H96V87H94V85H93V88H92V89H88V88L86 87V83H84V81L81 82V81H82L81 78H83L84 74H86V73H85L86 71L84 72V70L82 69L83 67H84V69L88 68V69H87V75H90V76H89L90 78H91V76H95L94 72H96V73L99 72V68L97 69L98 71L88 72V71L90 70V68L87 67L85 64L83 65L82 63H80V64H82V65L79 66V63H78L77 61L82 60V58L84 59V57H86L85 54L87 55V54L89 53V52H86V50H85L86 48H85V46L82 44ZM158 42H159V41H158ZM160 42H162V41L160 40ZM168 42H171V40H169ZM185 42H186V41H185ZM237 42H238V41H237ZM50 43H51V42H50ZM56 43H58V42H57V39H56ZM59 43H60V42H59ZM84 43H85V42H84ZM96 43H97V41H96ZM150 43H151V42H150ZM152 43L155 44V43H157V42L153 41ZM171 43H172V42H171ZM173 43H174V42H173ZM235 43H236V42H235ZM257 43H258V42H257ZM34 44H33V45H34ZM63 44H65V43H63ZM66 44H67V43H66ZM70 44H71V43H70ZM103 44H104V43H103ZM103 44H102V45H103ZM114 44H115V43H114ZM154 44H150V45H148V46H150V47L147 46V47L149 48V50H148L149 52H148V54H147L148 56L144 53L145 56H147V57H149V53H150V56L152 55V56H151L152 60H154V58L156 57V52H155V50H156V46H157V45H161L160 43H157V45H154ZM184 44H185V43H184ZM232 44H233V43H232ZM247 44H249V43H247ZM260 44H261V43H260ZM9 45H10V46H14L13 49H12L11 47H9ZM31 45H32V44H31ZM36 45H37V44H36ZM40 45L42 46V45H44V44H41V43L39 44V47L41 48ZM51 45H52L53 47H55L53 43H52ZM82 45L84 46V49H83V46H82ZM115 45H117V44H115ZM118 45H117V46H118ZM162 45H163V44H162ZM245 45H246V44H245ZM261 45H262V44H261ZM46 46H47V49H48V50H51V49H52L51 46H50L51 49L48 48V44H47ZM46 46H45V48H46ZM61 46H62V45H61ZM66 46H67V45H66ZM66 46H63V47H66ZM81 46H82V47H81ZM166 46H167V45H166ZM169 46H170V45H169ZM169 46H168V48H169ZM172 46H174V45H172ZM172 46H171V49L173 48ZM186 46H187V45H186ZM233 46H234V45H233ZM242 46H244V45H242ZM246 46H247V45H246ZM246 46H245V47H246ZM248 46H249V45H248ZM257 46H258V45H256V47H257ZM0 47H1V46H0ZM32 47H33V46H32ZM42 47H43V46H42ZM63 47H61V48H63ZM67 47H68V46H67ZM69 47H71V46H69ZM104 47H105V46H104ZM107 47H108V45H107ZM109 47H110V46H109ZM121 47H120V48H121ZM144 47H145V45H144ZM160 47H161V46H160ZM163 47H164V46H163ZM180 47H181V46H180ZM231 47H232V46H231ZM231 47H230V48H231ZM5 48H4V49H5ZM34 48H36V47H34ZM40 48H38V46H37V52H38V49H39V51H40ZM45 48H43V50H44ZM56 48H57V47H56ZM88 48H89V47H87V49H88ZM100 48H101V47H100ZM102 48H103V47H102ZM102 48H101V49H102ZM168 48L166 47V51L169 50ZM175 48H176V46L174 47V49H175ZM185 48H186V47H185ZM252 48H253V47H252ZM32 49H33V48H32ZM53 49L55 50V48H53ZM53 49H52V50H53ZM70 49H72V50L70 51ZM109 49H110V48H109ZM115 49H116V47H115ZM115 49H114V50H115ZM146 49H147V48H146ZM161 49H163V48H161ZM174 49H173V52H174ZM177 49H178V48H177ZM228 49H229V48H228ZM247 49H248V48H247ZM11 50H13V51H11ZM29 50H30V49H29ZM48 50H47V51H48ZM52 50H51V51H52ZM54 50H53V51H54ZM57 50H58V49H57ZM62 50H63V49H62ZM62 50H60L61 52H60V51H58V52L62 53ZM65 50H66V49H65ZM65 50H64V51H65ZM112 50H113V49H112ZM122 50H124V49H122ZM188 50H189V49H188ZM230 50H231V49H230ZM1 51H3V49H2ZM21 51H22V50H21ZM41 51H42V48H41ZM45 51H46V50H45ZM51 51H50V52H51ZM53 51H52V52H53ZM55 51H56V50H55ZM55 51L53 52L54 55H56V54H55V53H56ZM124 51H125V50H124ZM176 51H177V50H176ZM176 51H175V52H176ZM180 51H181V50H180ZM185 51H186V50H185ZM238 51H239V50H238ZM242 51H243V50H242ZM249 51H250V50H249ZM257 51H258V50H257ZM58 52H57V53H58ZM69 52H70V53H69ZM112 52H113V51H112ZM115 52H116V51H115ZM126 52H125V53H126ZM164 52H165V51H164ZM167 52H169V51H167ZM170 52H171V50H170ZM173 52H172V53H173ZM178 52H179V51H178ZM188 52H189V51H188ZM244 52H245V51H244ZM0 53H1V52H0ZM4 53H5V52H4ZM15 53L18 55L17 52H15ZM15 53H14V55H15ZM38 53H39V52H38ZM42 53H44V51H42ZM65 53H66V52H65ZM81 53H82V54H81ZM117 53H118V55H121L120 52H117ZM176 53H177V52H176ZM182 53H183V52H182ZM186 53H187V52H186ZM230 53H231V52H230ZM248 53H249V52H248ZM248 53H247V54H248ZM253 53H254V52H253ZM99 54H100V52H99ZM102 54H103V53H102ZM123 54H124V53H123ZM167 54H168V53H167ZM170 54H171V53H170ZM241 54H242V53H241ZM251 54H252V53H251ZM41 55L43 56V54H40V55L38 54V56H39V57H38V60L40 59V56H41ZM52 55H53V54H52ZM52 55H51V56H52ZM54 55H53V56H54ZM59 55H60V54H59ZM64 55H63V56H64ZM81 55H83V57H82ZM103 55H106V54H103ZM108 55H109V54H108ZM113 55L115 56V58H114ZM113 55H112L113 57L110 56L111 59L113 58V59H115V61H116V58H117V59H121V57L118 56L116 53L113 54ZM168 55H169V54H168ZM168 55H166V56H168ZM173 55H176V54H173ZM191 55H192V54H191ZM0 56H1V55H0ZM53 56H52V57H53ZM56 56H57V55H56ZM60 56H61V55H60ZM63 56H62V57H63ZM88 56H89V55H88ZM133 56H134V54H133ZM133 56L131 55V57H129V58H132ZM140 56H141V55H140ZM247 56H248V55H247ZM5 57H6V55H4V58H5ZM10 57H9V58H10ZM44 57H45V54H44ZM52 57H51V58H52ZM62 57H59V58L61 59ZM89 57H90V56H89ZM98 57H99V56H98ZM102 57H103V56H102ZM104 57L107 58L106 56H104ZM123 57H124V60H125V57H127V56H126V55H125V56L123 55ZM136 57L138 58V56H136ZM141 57H142V56H141ZM168 57H169V56H168ZM170 57H171V56H170ZM170 57H169V58H170ZM177 57H178V56H177ZM182 57H183V56H182ZM235 57H236V56H235ZM238 57H239V56H238ZM238 57H237V58H238ZM240 57H241V56H240ZM4 58H3V59H4ZM12 58H13V59H12ZM18 58H19V59H18ZM57 58H58V57H57ZM86 58H87V57H86ZM108 58H109V57H108ZM127 58H128V57H127ZM203 58H204V57H203ZM207 58H208V57H207ZM207 58H206V59H207ZM241 58H242V57H241ZM6 59H7V58H6ZM44 59H45V58H44ZM53 59H54V58H53ZM55 59H56V58H55ZM63 59H64V58H63ZM65 59H66V58H65ZM139 59H140V58H139ZM142 59H143V58H142ZM145 59H147V58H145ZM171 59H172V58H171ZM173 59H174V58H173ZM173 59H172V60H173ZM249 59H250V58H249ZM252 59H253V57H252ZM84 60H85V59H84ZM129 60H130V59H129ZM175 60H176V59H175ZM179 60H181V59H179ZM184 60H185V59H184ZM198 60H199V59H198ZM198 60H197V61H198ZM201 60H202V59H201V57H200V61H201ZM238 60H239V59H238ZM253 60H254V59H253ZM256 60H257V59H256ZM0 61H1V60H0ZM6 61H7V60H6ZM27 61H28V62H27ZM86 61H87V60H86ZM103 61H105V60H103ZM136 61H137V60H136ZM139 61H140V60H139ZM139 61H137V63H138ZM150 61H151V59H150ZM170 61H171V60H170ZM170 61H169V62H170ZM204 61H205V60H204ZM210 61H211V60H210ZM210 61H209V62H210ZM231 61H234V59H232ZM248 61H249V60H248ZM261 61H262V60H261ZM25 62H24V63H25ZM42 62H41V63H42ZM58 62H55V63L58 64ZM79 62H81V61H79ZM108 62H109V61H108ZM141 62H143V61H141ZM154 62H155V61H154ZM174 62H175V64L172 62V65H175V66H173V67H174V68H177V66H176V61H174ZM137 63H136V64H137ZM144 63H145V61H144ZM151 63L153 64L152 61H151ZM189 63H190V62H189ZM189 63H188V64H189ZM196 63H197V62H196ZM202 63H203V62H202ZM237 63H238V62H237ZM248 63L250 64V62H248ZM253 63H254V62H253ZM35 64H36V65H35ZM94 64H93V65H94ZM134 64H135V63H134ZM177 64H178V63H177ZM207 64H208V63H207ZM234 64H235V63H234ZM257 64H258V63H257ZM263 64H264V63H263ZM16 65H17V66H16ZM19 65H20V64H19ZM21 65H22V63H21ZM42 65H43V64H42ZM54 65H56V64H54ZM132 65H133V64H132ZM181 65H182V64H181ZM184 65H185V64H184ZM186 65H187V64H186ZM192 65H193V64H192ZM195 65H196V64H195ZM197 65H198V64H197ZM239 65H240V64H239ZM252 65H255V64H252ZM252 65H251V66H252ZM15 66H16V67H15ZM25 66H27V65L25 64ZM28 66H29V65H28ZM47 66H48V67H47ZM82 66H83V67H82ZM179 66H180V65H179ZM187 66H188V65H187ZM189 66H190V65H189ZM240 66H241V65H240ZM19 67H20V66H19ZM39 67H41L42 69H40ZM43 67H44V66H43ZM51 67H53V66H51ZM113 67H112V68H113ZM136 67H137V66H136ZM197 67H198V66H197ZM210 67H211V65H210ZM262 67H263V66H262ZM93 68L95 69V67H93ZM93 68H92V69H93ZM109 68H111V67H109ZM138 68H139V67H138ZM174 68H173V69H174ZM187 68H188V67H187ZM192 68H193V67H192ZM192 68H191V69H192ZM198 68H199V67H198ZM249 68H250V67H249ZM39 69H40V71H39ZM51 69H52V71H53L54 68H51ZM104 69H103V70H104ZM173 69H172V70H173ZM204 69H205V67H204ZM234 69H235V68H234ZM242 69H243V68H242ZM17 70H19V69H17ZM41 70H42V71H41ZM95 70H96V69H95ZM145 70H146V68H145ZM178 70H179V69H178ZM193 70H194V69H193ZM237 70H238V69H237ZM244 70H245V69H244ZM44 71H46V70H44ZM44 71H43V72H44ZM91 71H92V70H91ZM168 71H169V70H168ZM186 71H187V69H186ZM194 71H195V70H194ZM199 71H200V70H199ZM205 71H206V69H205ZM209 71H210V70H209ZM216 71H217V70H216ZM242 71H243V70H242ZM247 71H248V69H247ZM5 72H6V71H5ZM19 72H20V71H19ZM46 72H47V71H46ZM46 72H45V73H46ZM55 72H56V73H55ZM115 72H116V73H115ZM151 72H152V71H150L149 73H151ZM170 72H173V73H174L175 71H170ZM170 72H169V73H170ZM192 72H193V71H192ZM195 72H196V71H195ZM202 72H203V70H202ZM206 72H208V71H206ZM212 72H213V71H212ZM235 72H236V70H235ZM240 72H241V71H240ZM245 72H246V70H245ZM249 72H250V71H249ZM124 73H122V74H124ZM142 73H143V72H142ZM186 73H187V72H186ZM196 73H197V72H196ZM200 73H201V72H200ZM203 73H204V72H203ZM208 73H209V72H208ZM242 73H243V72H242ZM242 73H241V74H242ZM247 73H248V72H247ZM13 74H14V76H13ZM41 74H42V73H41ZM49 74H50V73H49ZM99 74H100V73H99ZM167 74H168V73H167ZM167 74H166V75H167ZM170 74H171V73H170ZM175 74H176V73H175ZM177 74H178V73H177ZM177 74H176V75H177ZM181 74H182V73H181ZM251 74H252V73H251ZM2 75H3V74H2ZM17 75H18V74H17ZM34 75H35V74H34ZM47 75H48V72H47ZM47 75H46V77H45V76H44V77L47 78ZM136 75H137V74H136ZM140 75H141V74H140ZM148 75H149V74H148ZM171 75H172V74H171ZM171 75H170V76H171ZM176 75H175V76H176ZM183 75H184V74H183ZM183 75H180V74H179V75H178V78H179V79H183V78H185V80H187V79H186V78H187L186 76H190V75L186 74L185 77L182 78ZM191 75H192V74H191ZM196 75H197V74H196ZM208 75H209V74H208ZM210 75H211V74H210ZM213 75H214V74H213ZM242 75H244V74H242ZM249 75H250V73H249ZM249 75H248V76H249ZM6 76H5V77H6ZM96 76H97V74H96ZM99 76H100V75H99ZM120 76H121V73H120ZM132 76H135V73H134V75H132ZM137 76H138V75H137ZM145 76H147V75H145ZM180 76H181V77H180ZM200 76H201V75H200ZM236 76H237V75H236ZM251 76H252V75H251ZM37 77H39V73H38V76H37ZM85 77H88V76H85ZM139 77H140V76H139ZM142 77H143V76H142ZM149 77H151V76L149 75ZM171 77H172V76H171ZM194 77H195V75H194ZM202 77H203V76H202ZM246 77H247V76H246ZM252 77H253V76H252ZM96 78H97V77H95V79H96ZM191 78H192V77L190 76V79H191ZM241 78H242V76H241ZM3 79H4V78H2V81H3ZM7 79H8V78H7ZM7 79H6V80H7ZM9 79H8V80H9ZM17 79H18V78H17ZM22 79H23V78H22ZM48 79H50V78L48 77L47 79H45V81H47ZM93 79H94V77H93ZM95 79H94V81H95ZM99 79H100V78H99ZM149 79H151V78H149ZM172 79H173V77H172ZM175 79H176V80H175L174 82L178 81L176 77H175ZM190 79H189V82L192 81V80L190 81ZM192 79H193V78H192ZM203 79H204V78H203ZM243 79H244V78H243ZM88 80H89V79H88ZM91 80H92V79H91ZM117 80H118V81H117ZM133 80H135V77H134ZM146 80H147V79H146ZM167 80H168V79H167ZM193 80H194V79H193ZM201 80H202V79H201ZM201 80H200V81H201ZM254 80H255V78H254ZM0 81H1V80H0ZM2 81H1V82H2ZM4 81H5V80H4ZM4 81H3L2 83H0V94H1V95H0V99L2 98V100H3V98H4V97H2V91L4 92L5 90H7V87H6L7 84H6V82H8V81H6L5 84H4ZM22 81H23V80H22ZM22 81H21V82H22ZM24 81H25V80H24ZM48 81H49V80H48ZM137 81H138V80H137ZM141 81H142V80H141ZM143 81H145V80H143ZM183 81H184V79H183ZM187 81H188V80H187ZM239 81H240V80H239ZM14 82H16V79H14ZM18 82H20V81H18ZM98 82H99V81H98ZM123 82H124V80H123ZM135 82H136V81H135ZM147 82H148V81H147ZM174 82H172V83H174ZM179 82L181 83L180 80H179L178 82H176V89H177V90H178V88H180V85L182 84V83L180 84ZM45 83H46V82H45ZM47 83H49V82H47ZM120 83H119V87H121ZM183 83H184V82H183ZM192 83H193V82H192ZM200 83H201V82H200ZM241 83H242V82H241ZM251 83H252V82H251ZM84 84H85V85H84ZM93 84H94V83H93ZM96 84H97V83H96ZM141 84H142V83H141ZM143 84H145V83L143 82ZM178 84H179V87H177ZM185 84H188V83H185ZM185 84H184V85H185ZM194 84H195V83H194ZM248 84H250V83H248ZM259 84H260V83H259ZM8 85H9V84H8ZM47 85H48V84H47ZM52 85L49 83L48 86L51 87ZM55 85H56V87H54ZM117 85H118V84H116V86H115L116 89H114V90H117V89L119 90V88H117ZM125 85H126V84H125ZM127 85H126V86H127ZM173 85H174V84H173ZM188 85H189V84H188ZM201 85H202V84H201ZM13 86H14V85H13ZM90 86H91V85H90ZM131 86H132V87H131ZM134 86H135V85H134ZM138 86H140V82H139ZM138 86H137V88H138ZM142 86H143V85H141L140 87H141L142 89H144V86H143V87H142ZM182 86H183V85H182ZM191 86H193V85H190L189 87H191ZM198 86H199V85H198ZM260 86H261V85H260ZM14 87H16V86H14ZM17 87H18V86H17ZM21 87H22V86H21ZM50 87H49V88H50ZM88 87H89V86H88ZM91 87H92V86H91ZM104 87H105V88H104ZM106 87H107V88H106ZM111 87H112V86H110V88H111ZM115 87H114V88H115ZM184 87H185V86H184ZM187 87H188V86L186 85L185 88H187ZM251 87H252L251 89L254 88L253 86H251ZM12 88H13V87H12ZM12 88H11V90H12ZM100 88H101V89H100ZM121 88H122V87H121ZM248 88H249V87H248ZM248 88H247V89H248ZM255 88H256V87H255ZM13 89L15 90V88H13ZM104 89H106V90H104ZM132 89H131V90H132ZM135 89H136V88H135ZM173 89H174V87H173ZM176 89H174L173 91H175ZM188 89H189V88H188ZM249 89H250V88H249ZM249 89H248V90H249ZM11 90L9 91V88H8V90H7V92L9 91V95H10L11 97H10V96H9V98L7 97V92H6V91H5L4 94L6 95V97L8 98V100H9V99H12V100L14 101L15 97H12V96H13V95L15 96L16 94L13 93V92H12V94H10V93H11ZM107 90H108V91H107ZM112 90H113V89H112ZM120 90H123V89H120ZM124 90H125V89H124ZM139 90H140V89H139ZM189 90H190V89H189ZM12 91H13V90H12ZM21 91H22V90H21ZM53 91H54V92H53ZM105 91H106L109 95H108ZM171 91H172V90H171ZM178 91H181V90H178ZM178 91H177V92H178ZM184 91H185V90H184ZM187 91H188V90H187ZM193 91H194V90H193ZM250 91H251V90H250ZM258 91H259V90H258ZM52 92H53L54 94H53ZM111 92H112V91H111ZM124 92H125V91H124ZM128 92H130V91H128ZM177 92L175 91V96H176V93H177ZM185 92H186V91H185ZM221 92H223V91H221ZM104 93H106V94H104ZM112 93H113V92H112ZM173 93H174V92H173ZM173 93L171 92V95H172ZM194 93H195V92H194ZM263 93H264V92H263ZM263 93H262V94H263ZM51 94H53V98L51 97V96H52ZM114 94H115V92H114ZM179 94H180V93H179ZM188 94H189V92H188ZM48 95H49V94H48ZM112 95H113V94H112ZM121 95H122V94H121ZM121 95H120V96H121ZM124 95H125V94H124ZM124 95H123V96H124ZM169 95H170V94H169ZM182 95L185 96V93H183ZM192 95H193V94H192ZM194 95H195V94H194ZM194 95H193V96H194ZM197 95H198V93H197ZM110 96H111V95H110ZM125 96H126V95H125ZM177 96H178V95H177ZM180 96H181V95H180ZM193 96H192V97H193ZM199 96H200V95H199ZM257 96H258V95H257ZM259 96H260V95H259ZM263 96H264V95H263ZM6 97L4 98V102H5V100H6ZM111 97H113V96H111ZM115 97H116V95H115ZM117 97H118V95H117ZM171 97L173 98L174 96H171ZM260 97H261V96H260ZM16 98H17V96H16ZM141 98H142V99H141ZM145 98H146V97H145ZM172 98H171V99H172ZM180 98H181V97H180ZM180 98H179V99H180ZM185 98H187V96H186ZM189 98H191V97H189ZM254 98H255V95H254ZM256 98H257V97H256ZM262 98H264V97H262ZM182 99H183V98H182ZM182 99H181V100H182ZM205 99H206V98H204V100H205ZM249 99H250V98H249ZM257 99H258V98H257ZM118 100H119V101H118ZM173 100H174V99H173ZM173 100H172V104H174ZM189 100H190V99H189ZM204 100H203V102H204ZM250 100H251V99H250ZM259 100H261V99H259ZM259 100H258V101H259ZM0 101H1V100H0ZM178 101H179V100H177V102H178ZM193 101H194V100H193ZM195 101H196V100H195ZM201 101H202V98H201ZM8 102H9V101H8ZM187 102H189V101H188V98H187ZM187 102H186V104H187ZM5 103H6V102H5ZM47 103H48V102H47ZM47 103H44V104H47ZM50 103H51V102H50ZM169 103H171V102H169ZM184 103H185V102H184ZM0 104L3 105V102H1ZM6 104H7V103H6ZM6 104H5V105H6ZM14 104H16V103H14ZM52 104H53V102H52ZM179 104H180V103H179ZM189 104H190V103H189ZM199 104H200V103H199ZM257 104H258V103H257ZM2 105H1V106H2ZM5 105H4V106H5ZM50 105H51V104H49L47 107H49ZM175 105H176V104H175ZM180 105H181V104H180ZM6 106H7V105H6ZM53 106H54V105H53ZM173 106H174V105H173ZM12 107H13V106H12ZM15 107H16V106H15ZM42 107H45V108H46V105H45V106H42ZM54 107H55V106H54ZM56 107H57V106H56ZM56 107H55V108H56ZM170 107H171V106H170ZM180 107H181V106H180ZM247 107H248V106H247ZM190 108H191V106H190ZM6 109H7V108H6ZM10 109H11V108H10ZM42 109H44V108H42ZM90 109H91V110H90ZM170 109H171V108H170ZM173 109H174V108H173ZM173 109H172V110H173ZM47 110H48V109H47ZM49 110H50V109H49ZM49 110H48V112H49ZM141 110L143 111L142 114L140 113V112H142ZM184 110H185V109H184ZM245 110H246V109H245ZM248 110H249V109H248ZM248 110H247V113H248ZM45 111H46V110H45ZM249 111H250V110H249ZM3 112H4V111H3ZM6 112H7V111H6ZM46 112H47V111H46ZM186 112H187V111H186ZM53 113H54V112H53ZM90 113H91V112H90ZM93 113H94V112H93ZM117 113L119 114L118 116H116ZM175 113H177V112H175ZM175 113H174V114H175ZM91 114H92V113H91ZM94 114H95V113H94ZM138 114H139V115H138ZM190 114H191V113H190ZM136 115H137V116H136ZM171 115H172V114H171ZM177 115H178V114H177ZM191 115H192V114H191ZM43 116H44V115H43ZM87 116H88V117H87ZM94 116H95V115H94ZM98 116H97V117H98ZM103 116H104V115H103ZM103 116H102V117H103ZM124 116H125V117H124ZM189 116H190V115H189ZM263 116H264V115H263ZM263 116H262V117H263ZM0 117H1V116H0ZM2 117H3V115H2ZM110 117H111V119H110ZM171 117H173V116H171ZM183 117H184V116H183ZM187 117H188V116H187ZM190 117H192V116H190ZM143 118H144V119H143ZM152 118H153V116H152ZM253 118H255V117H253ZM256 118H257V117H256ZM259 118H261V117H259ZM45 119H46V118H45ZM97 119H99V118H97ZM102 119H103V118H102ZM102 119H99V120H101V123H102ZM117 119H119V117H118ZM168 119H169V117H168ZM176 119H177V118H175V120H176ZM178 119H181V118H178ZM188 119H189V117H188ZM113 120H114V119H113ZM171 120H172V119H171ZM171 120H170V121H171ZM173 120H174V119H173ZM185 120H186V119H185ZM191 120H192V119H191ZM251 120H252V119H251ZM259 120H260V119H259ZM1 121H2V120H1ZM123 121H124V120H122V122H123ZM125 121L127 122V120H125ZM125 121H124V123H123L122 125H124V124L126 123ZM46 122H45V123H46ZM132 122H135V121L133 120V121H131V123H132ZM141 122H140V123H141ZM156 122H157V121H156ZM173 122H174V121H173ZM173 122H172V123H173ZM183 122H184V121H183ZM187 122H188V120H187ZM251 122H252V121H251ZM255 122H256V121H255ZM106 123H109V122L106 121ZM111 123H112V122H111ZM116 123H117V122H116ZM120 123H121V122H120ZM131 123L128 122V125H130ZM150 123H151V122H150ZM150 123H149V124H150ZM166 123H167V122H166ZM168 123H169V121H168ZM256 123H257V122H256ZM97 124H98V123H97ZM102 124H103V123H102ZM136 124H138V123H136ZM169 124H170V123H169ZM173 124H174V123H173ZM32 125H33V124H32ZM45 125H44V126H45ZM109 125H111V124H109ZM119 125H120V124H119ZM125 125H127V124H125ZM125 125H124V126H125ZM138 125H139V124H138ZM138 125H137V126H138ZM141 125H143V124H140V127H141ZM146 125H147V124H146ZM252 125H253V124H252ZM39 126H40V125H39ZM88 126H89V125H88ZM114 126H115V125H114ZM117 126H118V124H117ZM117 126H116V127H117ZM131 126H132V127H133V126L136 127L135 125H130V127H131ZM163 126H164V125H163ZM166 126H168V125L166 124ZM173 126H174V125H173ZM173 126H172V127H173ZM175 126H176V124H175ZM175 126H174V127H175ZM0 127H1V126H0ZM47 127H46V128H47ZM99 127H100V126H99ZM108 127H109V126H108ZM116 127H115V128H116ZM130 127H128V128H130ZM152 127H154V125H152ZM169 127H170V125H169ZM263 127H264V126H263ZM88 128H89V127H88ZM91 128H92V127H91ZM94 128H95V127H94ZM101 128H102V127H101ZM111 128H114V127L110 126V128H109L110 131H111ZM126 128H127V127H126ZM128 128H127V129H128ZM136 128H137V127H136ZM136 128H134V129H136ZM157 128H158V127H157ZM159 128H160V127H159ZM163 128H164V127H162V128L159 129L160 132L162 131ZM165 128H167V127H165ZM165 128H164V129H165ZM257 128H258V127H257ZM32 129H33V128H32ZM49 129H50V128H49ZM49 129H48V131H49ZM103 129H104V128H103ZM103 129H102V130H103ZM106 129H107V126H106ZM127 129H126V131H125V129H124V131H125V132H130V131H127ZM148 129H149V128H148ZM154 129H155V127H154ZM154 129H153V130H154ZM164 129H163V130H164ZM167 129H168V128H167ZM167 129H166V130H167ZM252 129H253V128H252ZM254 129H255V128H254ZM254 129H253V130H254ZM261 129H262V128H261ZM36 130H37V129H36ZM38 130H39V129H38ZM130 130H131V129H130ZM132 130H133V129H132ZM168 130L170 131L171 129H168ZM182 130H183V129H182ZM253 130H252V131H253ZM31 131H32V130H31ZM46 131H47V130H46ZM57 131H58V128H57ZM80 131H81V130H80ZM106 131L108 132V130H106ZM110 131L108 132V134H110V136H112V134H113V138H114V141H115V139H116L117 136L114 137V133L116 134V131H117V130H116V129H115V130L113 129V130L111 131L112 133H111ZM120 131H121V130H120ZM134 131H135V130H134ZM136 131H137V130H136ZM145 131H146V129H145ZM148 131H149V130H148ZM154 131H155V130H154ZM156 131H157V130H156ZM156 131H155V132H156ZM173 131H174V130H173ZM3 132H4V134H6V133L9 132V131L3 129V131L0 132V139H1V140H4V139L7 140V137H8V136H7V135L5 136V135L3 134ZM39 132H40V130H39ZM53 132H54V131H53ZM102 132H103V131H102ZM113 132H114V133H113ZM118 132H119V130H118ZM118 132H117V133H118ZM132 132H133V131H132ZM142 132H143V131H142ZM146 132H147V131H146ZM158 132H159V131H158ZM158 132H157V133H158ZM160 132H159V133H160ZM162 132H163L164 134L167 133V132L165 133V131H162ZM162 132H161V133H162ZM257 132H258V131H257ZM33 133H34V132H33ZM46 133H47V132H46ZM73 133H74L75 135H73ZM104 133H105V131H104ZM134 133H135V132H134ZM136 133H137V132H136ZM149 133H150V132H149ZM153 133H154V132H153ZM153 133H152V134H153ZM157 133H156V134H157ZM7 134H8V133H7ZM56 134H57V133H56ZM56 134H55V135H56ZM58 134H60L59 131H58ZM106 134H107V133H105L104 135L102 134V136H104V138H106V139H107V137L110 139V137L107 136L108 134H107V135H106ZM126 134H127V133H126ZM130 134H132V133L130 132L129 135H130ZM141 134H142V133H141ZM146 134H147V133H146ZM168 134H169V133H168ZM170 134H172V133H170ZM170 134H169V136H171ZM48 135H49V136H50V135L52 136L53 133H49V132H48ZM68 135H69V134H68ZM70 135H69V137H70ZM88 135H89V134H88ZM105 135H106V136H105ZM127 135H128V134H127ZM138 135H139V134H138ZM138 135H137V136H138ZM148 135H149V134H148ZM150 135H151V134H150ZM150 135H149V136H150ZM153 135H154V134H153ZM153 135H152V138L148 139V141L154 139V138H153ZM158 135H160V136H159L160 138L162 137L161 134H158ZM158 135H157V136H158ZM9 136H10V135H9ZM31 136H32V135H31ZM35 136H36V135H35ZM46 136H47V135H46ZM62 136H67V135L65 134V135H62ZM78 136H79V135H78ZM86 136H87V134H86ZM97 136H98V135H97ZM97 136H96V137H97ZM118 136H119V135H118ZM131 136H132V137H131ZM134 136H135L136 138H135V137L133 138V134L130 135L128 138H126V137H125V134H124V137H125V138L127 139V141L129 142V143H128V142L126 141V143H128L127 145H130V148H129V146L126 145V143H125V144L123 143V144L125 145V146H124V147H125L124 150H126V148H127V149L129 148L128 150H129V151L132 150L131 152H133V153L135 152V155H136V152H139V151L141 150L140 148L137 149V148L140 147V146L137 144V143H139V142H136L137 138L140 139V135H139V137H137L136 135H134ZM141 136H144V135H141ZM157 136H156V137H157ZM166 136H167V135H166ZM169 136H168V137H169ZM12 137H13V135H12ZM36 137H37V136H36ZM57 137H59V135H57ZM57 137H56V138H57ZM80 137H81V134H80ZM83 137H84V136H83ZM88 137H89V136H88ZM98 137H101V135L98 136ZM156 137H155V138H156ZM32 138H33V137H32ZM32 138H31V140H32ZM60 138H61V136H60ZM60 138H58V139H60ZM86 138H87V137H86ZM141 138H142V137H141ZM162 138H163V137H162ZM162 138H161V139H162ZM106 139H104V140L107 141ZM109 139H108V140H109ZM120 139H121V138H120ZM134 139H136V140H134ZM139 139H138V141H139ZM146 139H147V137H146ZM168 139H171V137H169ZM6 140H5V141H6ZM24 140L27 142L26 139H24ZM36 140H37V139H36ZM46 140L49 141L48 137L46 138ZM62 140H64V139L62 138ZM65 140H66V139H65ZM83 140H86L85 137L83 138ZM91 140H92V139H91ZM101 140H102V139H101ZM101 140H100V141H101ZM104 140H103V141H104ZM117 140H118V139H117ZM117 140H116V142H117ZM244 140H245V139H244ZM5 141H4V142H5ZM8 141H9V140H8ZM53 141H54V139H53ZM70 141H71V140H70ZM78 141H79V140H78ZM81 141H82V140H81ZM86 141H87V140H86ZM111 141H112V140H110L109 142H106V143H110ZM140 141L142 142L141 145H143L144 143H143L142 139H141ZM146 141H147V140H146ZM153 141H154V140H153ZM153 141H150V142H153ZM239 141H240V140H239ZM1 142H3V141H1ZM28 142H29V141H28ZM38 142H39V141H38ZM41 142H42V141H41ZM68 142H69V141H68ZM90 142H92V141H90ZM90 142H89V143H90ZM101 142H102V141H101ZM135 142H136V145H137L138 147H137L136 145H133V146H136V147H137V148L134 147V149H133V148L131 147V145H132V143L135 144ZM141 142H140V143H141ZM154 142H156V144H157V140H156V139H155ZM160 142H163V141H160ZM160 142H158V143L160 144ZM240 142H241V141H240ZM32 143H33V141H32ZM35 143H36V141H35ZM58 143H59V142H58ZM89 143H88V144H89ZM242 143H243V142H242ZM28 144H29V143H28ZM38 144H40V143H38ZM42 144H43V143H42ZM67 144H69V143H67ZM71 144H72V143H71ZM88 144H87V145H88ZM95 144H96V143H95ZM110 144L112 145V143H110ZM114 144H115V143H114ZM151 144L153 145V143H147V144H144V145H146L145 148H147V150H148V148L150 147ZM161 144H162V143H161ZM167 144L169 145V143H166V146H168ZM245 144H246V143H245ZM2 145H3V144H2ZM22 145H23V144H22ZM36 145H37V144H36ZM89 145H90V144H89ZM89 145H88V146H89ZM93 145H94V144H93ZM99 145H100V143H99ZM105 145H106V144H105ZM105 145H104V146H105ZM108 145H109V144H108ZM115 145H116V144H115ZM119 145H120V147L118 146V148H121L122 145H121V144H119ZM152 145H151V147H152ZM23 146H24V145H23ZM26 146H27V145H26ZM26 146H25V147H26ZM32 146H33V145H32ZM32 146H31V148H32ZM61 146H62V145H61ZM75 146H76V145H74V147H75ZM101 146H102V145H101ZM112 146H113V145H112ZM126 146H127V147H126ZM157 146H158V145H157ZM244 146H245V145H244ZM12 147H13V146H12ZM38 147H40V146H38ZM84 147H85V146H84ZM91 147H92V146H91ZM91 147H90V148H91ZM96 147H98V145H97ZM115 147H116V146H115ZM122 147H123V146H122ZM124 147H123V148H124ZM155 147H156V146H155ZM177 147H178V146H177ZM183 147H184V146H183ZM7 148H8V147H7ZM7 148H6V150H8ZM23 148H24V147H23ZM59 148H60V147H59ZM82 148H83V147H82ZM98 148H99V147H98ZM104 148H105V147H104ZM135 148H136L138 151L135 150ZM152 148H153V147H152ZM160 148H161V147H160ZM171 148H174V147L172 146ZM3 149H4V148H3ZM38 149H39V148H38ZM67 149H68V148H67ZM95 149H96V148H95ZM95 149H94V150H95ZM130 149H131V150H130ZM143 149H144V148H143ZM153 149H154V148H153ZM164 149H166V147H164ZM185 149H186V148H185ZM185 149H184V150H185ZM30 150H31V149H30ZM65 150H66V149H65ZM101 150H103V149H101ZM133 150H134V151H133ZM144 150H145V149H144ZM170 150H171V149H170ZM170 150H168V151H170ZM178 150H179V149H178ZM181 150H182V149H181ZM181 150H180V151H181ZM186 150H187L186 152H188V149H186ZM2 151H4V150H1V152H2ZM22 151H23V150H22ZM89 151H90V150H89ZM126 151H127V150H126ZM153 151H156V150H153ZM171 151H172V150H171ZM193 151H194V150H193ZM23 152H27V150H26V151H23ZM29 152H30V151H29ZM36 152H37V151H36ZM68 152H69V151H68ZM87 152H88V151H87ZM90 152H91V151H90ZM90 152H89V153H90ZM97 152H98V151H97ZM106 152H107V151H106ZM120 152H122V151H120ZM144 152H145V151H144ZM150 152H152V151H150ZM166 152H167V151H166ZM172 152H173V151H172ZM178 152H179V151H178ZM3 153L5 154V156L3 155L4 157H6V156L8 157L9 155L11 156L10 151H6V152H3ZM15 153H16V152H15ZM19 153H20V152H19ZM74 153H75V152H74ZM89 153H88V155H89ZM95 153H96V152H95ZM129 153H130V152H129ZM133 153H130V155L133 154ZM140 153H141V152H140ZM142 153H143V152H142ZM184 153H185V152H184ZM0 154H1V153H0ZM25 154H26V153H25ZM39 154H40V153H39ZM45 154H46V153H45ZM60 154L62 155V153H60ZM69 154H70V153H69ZM86 154H87V153H86ZM96 154H97V153H96ZM122 154H123V152H122ZM124 154H125V153H124ZM137 154H138V153H137ZM152 154H154V152H153ZM152 154H151V155H152ZM156 154L161 155L159 150H158V153H156ZM163 154H164V153H163ZM166 154H169V152L166 153ZM171 154H172V153H171ZM174 154H175V153H174ZM174 154H173V155H174ZM185 154H188V153H185ZM185 154H184V155H185ZM222 154H224V153H222ZM130 155H128V156L130 157ZM158 155H157V156H158ZM179 155H180V154H179ZM184 155L181 154L180 156H184ZM191 155H192V154H191ZM199 155H200V154H199ZM1 156H2V155H1ZM10 156H9V157H10ZM35 156H36V155H35ZM55 156H56V155H55ZM68 156H69V155H68ZM86 156H87V155H86ZM103 156H104V155H103ZM122 156H123V155H122ZM125 156H126V155H125ZM131 156H132V155H131ZM154 156H155V154H154ZM162 156H164V155H162ZM162 156H158V157H156V158L161 157V159H162ZM165 156H166V155H165ZM165 156H164V157H165ZM169 156H170V154H169ZM175 156H176V155H175ZM180 156H179V157H180ZM222 156H223V155H222ZM222 156L220 155V157H222ZM225 156H226V155H224V159H225ZM64 157H65V156H64ZM76 157H77V156H76ZM148 157H149V156H148ZM171 157H172V156H171ZM173 157H174V156H173ZM184 157H185V156H184ZM184 157H183V159H181V160H185L186 157H185V158H184ZM23 158H24V157H23ZM40 158H41V157H40ZM69 158H70V157H69ZM86 158H87V157H86ZM95 158H96V157H95ZM98 158H99V157H98ZM100 158H102V157H100ZM124 158H125V157H124ZM130 158H131V157H130ZM133 158H134V157H133ZM135 158H137V157H135ZM150 158H151V157H150ZM154 158H155V157H154ZM156 158H155V159H156ZM166 158H168V157H166ZM226 158H228V157H226ZM44 159H45V158H44ZM46 159H47V158H46ZM49 159H50V158H49ZM65 159H66V158H65ZM74 159H75V158H74ZM89 159H90V158H89ZM137 159H138V158H137ZM137 159H136V161H138ZM161 159H159V160H161ZM173 159H174V158H173ZM178 159H179V158H178ZM178 159H177V160H178ZM220 159H221V158H220ZM224 159H223V160H224ZM4 160H5V159H4ZM13 160H14V159H13ZM28 160H29V159H28ZM28 160H27V161H28ZM38 160H39V159H38ZM103 160H104V159H103ZM120 160H121V159H120ZM129 160H130V159H129ZM133 160H134V159H133ZM150 160H151V159H150ZM164 160H165V158H164ZM169 160H170V159H169ZM177 160H176V162H177ZM189 160H190V158H189ZM192 160H193V159H192ZM74 161H75V160H74ZM125 161H127V160H125ZM125 161H124V163H125ZM131 161H132V160H131ZM151 161H152V160H151ZM151 161H150V162H151ZM157 161H158V160H157ZM165 161H166V160H165ZM165 161H162V162H165ZM178 161H179V160H178ZM185 161H186V160H185ZM194 161H195V160H194ZM194 161H193V162H194ZM220 161H222V160H220ZM241 161H242V160H241ZM0 162H1V161H0ZM92 162H93V161H92ZM92 162H91V163H92ZM150 162H149L148 164H150ZM162 162H161V163H162ZM174 162H175V161H174ZM181 162H183V161H181ZM195 162H196V161H195ZM195 162H194V163H195ZM262 162H264V159H263ZM41 163H42V162H41ZM72 163H73V162H72ZM88 163H89V162H88ZM127 163H128V162H127ZM134 163H135V162H134ZM152 163H153V162H152ZM152 163H151V164H152ZM154 163H156V162H154ZM159 163H160V162H159ZM159 163H158V165H159ZM169 163H170V161H169ZM172 163H173V162H172ZM179 163H180V162H179ZM187 163H188V159H187ZM189 163H190V162H189ZM191 163H192V162H191ZM202 163H203V162H202ZM205 163H206V162H205ZM212 163H213V162H212ZM1 164H2V163H0V168H2L1 166L3 165V164H2V165H1ZM5 164H6V163H5ZM27 164H28V163H27ZM34 164H35V163H34ZM34 164H33V165H34ZM79 164H80V163H79ZM132 164H133V163H132ZM143 164H144V163H143ZM162 164H163V163H162ZM165 164H166V162H165L163 165H165ZM197 164H198V163H197ZM215 164H216V163H215ZM33 165H32V166H33ZM39 165H40V164H39ZM80 165H81V164H80ZM126 165H128V164H126ZM130 165H131V164H130ZM140 165H141V164H140ZM155 165H157V163H156ZM155 165H154V166H155ZM160 165H161V164H160ZM166 165H167V164H166ZM168 165H169V164H168ZM190 165H191V164H190ZM193 165H194V164H193ZM4 166H5V165H4ZM11 166H13V165H11ZM32 166H31V167H32ZM36 166H37V165H36ZM44 166H45V165H44ZM87 166H88V165H87ZM122 166H124V165H122ZM149 166H150V165H149ZM151 166H152V165H151ZM151 166H150V167H151ZM171 166H172V165H171ZM180 166H181V164H180ZM182 166H183V168H184L183 163H182ZM185 166H187V164H185ZM188 166H189V164H188ZM221 166H222V164H221ZM91 167H93V166H91ZM127 167H128V166H127ZM140 167H141V166H140ZM145 167H147V169L150 168V167L148 168L147 165H146ZM145 167H144V168H145ZM161 167H162V166H161ZM167 167H168V166H167ZM169 167H170V166H169ZM201 167H202V166H201ZM3 168H4V167H3ZM32 168H33V167H32ZM32 168H31V169H32ZM73 168H74V167H73ZM80 168H82V167H80ZM97 168H98V167H97ZM141 168H142V167H141ZM151 168H152V167H151ZM151 168H150V169H151ZM156 168H157V167H156ZM163 168H164V166H163ZM165 168H166V166H165ZM261 168L264 169V163L262 164V167H261ZM46 169L48 170L49 168H46ZM74 169H75V168H74ZM87 169H88V167H87ZM121 169H123V168H121ZM121 169H120V170H121ZM153 169H154V168H153ZM167 169H168V168H167ZM167 169H165V170H167ZM186 169H187V168H186ZM192 169H193V168H192ZM195 169H196V168H195ZM0 170H2V169H0ZM70 170H71V169H70ZM79 170H80V169H79ZM79 170H78V171H79ZM96 170H97V169H96ZM98 170H99V169H98ZM117 170H118V169H117ZM127 170H128V169H127ZM134 170H135V168H134ZM136 170L138 171V169H136ZM158 170H159V169H158ZM174 170H176V169H174ZM196 170H197V169H196ZM216 170H217V169H216ZM88 171H89V170H88ZM99 171H100V170H99ZM118 171H119V170H118ZM123 171H124V170H123ZM125 171H126V170H125ZM143 171H144V170H143ZM145 171H146V170H145ZM149 171H150V170H149ZM151 171H152V170H151ZM154 171H155V170H154ZM156 171H157V169H156ZM160 171H161V170H160ZM199 171H200V170H198V172H199ZM0 172H1V171H0ZM69 172H70V171H69ZM101 172H102V171H101ZM115 172H116V171H115ZM120 172H121V171H120ZM131 172H132V171H131ZM147 172H148V171H147ZM152 172H153V171H152ZM165 172H166V171H165ZM165 172H164V173H165ZM186 172H187V171H186ZM193 172H194V173H193ZM196 172H197V171H196ZM39 173H40V172H39ZM43 173H44V172H43ZM82 173H83V171H82ZM87 173H89V172H87ZM87 173H86V174H87ZM91 173H92V172H91ZM104 173H105V172H104ZM121 173H122V172H121ZM127 173H128V172H127ZM132 173H133V172H132ZM139 173H141V172H139ZM149 173H151V172H149ZM149 173H147V175H149ZM167 173H168V172H167ZM173 173H174V172H173ZM175 173H176V172H175ZM187 173H189V172H187ZM200 173H201V172H200ZM218 173H219V172H218ZM44 174H45V173H44ZM99 174L101 175L100 172H99ZM102 174H103V173H102ZM119 174H120V173H119ZM119 174H118V175H119ZM135 174H136V173H135ZM137 174H138V173H137ZM137 174H136V175H137ZM141 174H142V173H141ZM152 174H153V173H152ZM152 174H151V175H152ZM165 174H166V173H165ZM170 174H171V173H169V176H170ZM189 174H191V175L193 174V176H194V175H195V170H193L192 173H189ZM198 174H199V173H198ZM198 174H196V177H198V176L201 175V174H200V175H198ZM0 175H1V174H0ZM78 175H79V174H78ZM82 175H83V174H82ZM84 175H85V173H84ZM92 175H93V174H92ZM116 175H117V174H116ZM121 175H122V174H121ZM166 175H167V174H166ZM174 175H175V174H174ZM191 175H189V176H191ZM221 175H222V172H221ZM106 176H107V175H106ZM106 176H105V179H106V180H109V178L107 177V178H108V179H107ZM108 176H109V175H108ZM113 176H114V175H113ZM144 176H145V173H144ZM154 176L157 177L158 175L156 176L155 173H154ZM162 176H163V175H162ZM167 176H168V175H167ZM167 176H166V177H167ZM87 177H88V176H87ZM89 177H90V176H89ZM89 177H88V178H89ZM100 177H102V176H100ZM122 177H123V176H122ZM136 177H138V176H136ZM141 177H143V176H141ZM149 177H150V175H149ZM155 177H153V178H155ZM158 177H159V176H158ZM194 177H195V176H194ZM196 177H195V178H196ZM220 177H221V176H220ZM70 178H71V177H70ZM81 178H82V177H81ZM81 178H80V179H81ZM83 178H84V177H83ZM112 178H113V177H112ZM127 178H128V177H127ZM159 178H160V177H159ZM161 178H162V177H161ZM170 178H171V180H172L173 177L171 176ZM170 178L168 177L167 179L170 181ZM202 178H203V177H202ZM64 179H65V178L63 177L62 180L64 181ZM76 179H77V178H76ZM100 179H101V178H100ZM120 179H121V178H120ZM142 179H143V178H142ZM147 179H148V178H147ZM157 179H158V178H157ZM173 179L176 180L175 178H173ZM191 179H192V178H191ZM213 179H214V178H213ZM35 180H36V179H35ZM35 180H34V182H36ZM72 180H73V179H72ZM117 180H118V179H117ZM125 180H126V178H125ZM128 180H129V179H128ZM144 180H145V179H144ZM151 180H152V179H151ZM223 180H224V179H223ZM263 180H264V178H263ZM11 181H12L11 179H10V180L7 179V182L2 184V185H3V186H2L3 189L1 188L2 191H0V192H1V193H0V199L3 198V197L6 196V195L8 196V193H10L11 191L14 192V189L16 188V193H15L16 196H15V197H18L19 200L16 199V201H17V200H18V201H17V202L14 201L15 203H17V205L15 204V205H11V207L9 206L10 209H9V211H7L8 213L6 212L7 215H5V220H8V219H9L10 221L8 220V221H5V222H7V223H13V222H14L13 220H15V219H17V218L19 219L20 216H19V217L16 216V213H19V212H22V213H26V212H27L26 214H24L26 217H28L29 215H31L30 213H32V212H33L32 215H33V214H36V215H37L38 213H36V212H37L36 210H34L33 208H32L33 210L29 208L30 204H28V203H30V202H29V199H28V198H29L31 195L29 196L28 194H25V195H28V197H25V196H22V197H21V195H19V194H21V193H19V192L17 191L16 184L13 185V182H11ZM111 181H112V180H111ZM118 181H119V180H118ZM118 181H117V182H118ZM130 181H132V180H130ZM146 181H147V180H146ZM148 181L150 182V180H148ZM148 181H147V182H148ZM166 181H167V180H166ZM169 181H167V184H168ZM176 181H177V180H176ZM197 181H199V180L197 179ZM15 182H16V180H15ZM37 182H38V181H37ZM80 182H81V181H80ZM103 182H104V181H103ZM106 182H107V181H106ZM106 182H105V183H106ZM109 182H110V181H109ZM109 182L106 183V184H107V185L110 184ZM120 182H121V181H120ZM128 182H129V181H128ZM144 182H145V181H144ZM171 182H172V181H171ZM173 182L176 183L175 181H173ZM173 182H172V184H173ZM210 182H211V181H210ZM256 182H257V181H256ZM263 182H264V181H263ZM72 183H73V182H72ZM123 183H125V182H123ZM126 183H127V181H126ZM195 183H196V182H195ZM207 183H208V182H207ZM216 183H217V182H216ZM102 184H103V183H102ZM114 184H115V183H114ZM163 184H164V183H163ZM167 184H166V185H167ZM200 184H201V186H202L203 183H200ZM217 184H218V183H217ZM74 185H75V184H74ZM79 185H80V184H79ZM104 185H105V184H104ZM164 185H165V184H164ZM164 185H163V186H164ZM186 185H188V184H186ZM203 185H204V184H203ZM213 185L215 186V189H217L215 183H214ZM224 185H226V184H223V187H224ZM11 186H12V187L14 186L15 188H14V189H11V188H12ZM19 186H20V185H19ZM22 186H23V185H22ZM84 186H85V185H84ZM93 186H94V185H93ZM111 186H113V185L111 184ZM121 186H123V185H121ZM157 186H158V185H157ZM160 186H161V185H159V187H160ZM177 186H178V185H177ZM191 186H192V185H191ZM195 186H196V185H195ZM195 186H194V187H195ZM198 186H199V184H198ZM220 186H221V185H220ZM220 186H218V188H219ZM23 187H24V186H23ZM25 187H26V186H25ZM68 187H70V186H68ZM109 187H110V186H109ZM159 187H158V188H159ZM170 187H171V186H170ZM170 187H169V188H170ZM203 187H204V186H203ZM20 188H22V187L20 186ZM87 188H88V187H87ZM105 188H106V187H105ZM105 188H104V189H105ZM110 188H111V187H110ZM118 188H119V187H118ZM163 188H164V187H163ZM167 188H168V187H167ZM190 188H191V187H190ZM198 188H199V187H198ZM213 188H214V187H211L209 190L211 191ZM221 188H222V187H221ZM225 188H226V186H225ZM255 188H256V187H255ZM24 189H26V188H24ZM27 189H28V188H27ZM63 189H65V188H63ZM82 189H83V188H82ZM188 189H189V188H188ZM188 189H187V190H188ZM201 189H203V188L201 187ZM201 189H200V190H201ZM215 189H213L212 191H214ZM223 189H224V188H223ZM223 189H222V190H223ZM100 190H101V189H100ZM105 190H107V189H105ZM105 190H104V192H105ZM151 190H153V189H151ZM170 190H171V189H170ZM170 190H169V191H170ZM204 190H205V189H204ZM204 190H203V191H204ZM19 191H21V190H19ZM22 191H23V190H22ZM87 191H88V190H87ZM87 191H86V192H87ZM89 191H90V189H89ZM107 191H109V189H108ZM107 191H106V192H107ZM110 191H111V189H110ZM116 191H117V190H116ZM116 191H115V192H116ZM124 191L126 192L127 190L124 189ZM149 191H150V190H149ZM154 191H155V190H154ZM163 191H164V190H163ZM174 191H175V190H174ZM210 191L208 192V190H207V191H205V192H208L209 194H211L212 191H211V192H210ZM220 191H221V189H218V193H219ZM70 192H71V191H70ZM94 192H95V191H94ZM98 192H99V191H98ZM101 192H102V191H101ZM104 192H103L102 194H104ZM111 192H112V191H111ZM118 192H119V190H118ZM158 192H161V191H157V192H154V193H158ZM193 192H196V190L193 191ZM201 192H202V191H201ZM25 193H26V192H25ZM73 193H74V192H73ZM112 193H113V192H112ZM121 193H122V192H121ZM126 193H128V192H126ZM147 193H150V192H146V194H147ZM202 193H203V192H202ZM208 193H207V194H208ZM212 193H213V192H212ZM215 193H216V192H215ZM218 193H217V194H218ZM30 194H31V193H30ZM71 194H72V193H71ZM89 194H90V193H89ZM96 194H97V192H96ZM102 194H101V195H102ZM128 194H129V193H128ZM170 194H171V193H170ZM176 194H177V192H176ZM203 194H204V193H203ZM217 194H216V195H217ZM98 195H99V194H98ZM105 195H107V193H106ZM110 195H111V194H110ZM112 195H113V194H112ZM116 195H117V194H116ZM120 195H121V194H120ZM150 195H152V193H150ZM150 195L147 194V196H145V197H148V196H149L148 199H152V198L150 197ZM155 195H156V197H157L158 199H159V197H161V193H158V194H155ZM162 195H163V194H162ZM199 195H201V194H199ZM218 195H219V196L221 197V199H222V196H221V195H224V194H220V193H219ZM227 195H228V194H227ZM51 196H52V195H51ZM84 196H85V195H84ZM84 196H83V197H84ZM203 196H204V195H203ZM205 196H206V194H205ZM208 196H210V195H208ZM211 196H213V198L216 197V196H214V195H212V194H211ZM211 196H210V199H212ZM13 197H14V196H13ZM49 197H50V196H49ZM62 197H63V196H62ZM87 197H88V196H87ZM109 197H110V196H109ZM112 197H113V196H112ZM117 197H118V196H117ZM153 197H154V196H153ZM156 197H155V198H156ZM8 198H9V197H8ZM21 198H24V199H21ZM99 198H100V196H99ZM101 198H102V197H101ZM157 198H156V199H157ZM161 198H162V197H161ZM166 198H167V197H166ZM168 198H169V197H168ZM171 198H172V196H171ZM199 198H200V200H201L202 196H199ZM199 198H198V199H199ZM54 199H55V198H54ZM81 199H83V198H81ZM87 199H89V198H87ZM108 199H109V198H108ZM110 199H111V198H110ZM142 199L144 200V199H146V198H142ZM142 199H141V200H142ZM158 199L155 200V199L153 198V200H155V201H158ZM163 199H164V198H162L161 200H163ZM172 199H173V198H172ZM229 199H230V198H229ZM30 200H31V199H30ZM50 200H51V199H50ZM97 200H98V199H97ZM101 200H102V199H101ZM101 200H99V201H101ZM173 200H174V199H173ZM219 200H220V199H219ZM231 200H233V199H231ZM27 201H28V202H27ZM90 201H91V200H90ZM106 201H107V200H106ZM119 201H120V200H119ZM164 201H165V203H167L166 200H164ZM223 201H224V200H223ZM80 202H81L80 204H82V201H81V200H80ZM110 202H111V201H110ZM112 202H113V201H112ZM115 202H116V201H115ZM146 202H147V200H146ZM148 202H149V201H148ZM151 202H152V201H151ZM151 202H149V204H151ZM158 202H159V201H158ZM175 202H176V201H175ZM198 202H199V201H198ZM50 203H51V202H50ZM58 203H59V202H57V205H58ZM60 203H61V202H60ZM95 203H96V202H95ZM103 203H104V202H103ZM106 203H107V202H106ZM117 203H118V202H117ZM154 203H155V202H154ZM163 203H164V202H163ZM165 203H164V204H165ZM202 203H203V202H202ZM211 203H212V201H211ZM218 203H220V202H217V205H219ZM13 204H14V203H13ZM51 204H53V203H51ZM61 204H63V203H61ZM83 204H84V203H83ZM83 204H82V205H83ZM86 204H87V203H86ZM90 204H91V203H90ZM96 204H97V203H96ZM110 204H111V203H110ZM119 204H120V203H119ZM121 204H122V203H121ZM155 204H156V203H155ZM155 204H154V205H155ZM157 204H159V203H157ZM157 204H156V205H157ZM161 204H162V203H161ZM173 204H174V202H173ZM221 204H223V203H221ZM27 205H29V206H27ZM112 205H113V204H112ZM225 205H226V204H225ZM225 205H224V206H225ZM12 206H13V207H12ZM59 206H60V205H59ZM68 206H69V205H68ZM84 206H86V205H84ZM87 206H88V205H87ZM94 206H95V205H94ZM100 206H101V205H100ZM219 206H220V205H219ZM227 206H228V205H227ZM14 207H16V208H14ZM52 207H53L54 209H56L54 206H52ZM65 207H67V206L65 205ZM73 207H74V206H73ZM78 207H79V206H78ZM81 207H82V206H81ZM90 207H91V206H90ZM103 207H104V206H103ZM228 207H229V206H228ZM60 208L63 209L62 206H61ZM60 208L57 207V209L61 210ZM67 208H68V207H67ZM67 208H66V209H67ZM76 208H77V206H76ZM99 208H100V207H99ZM113 208H114V207H113ZM120 208H121V207H120ZM212 208H213V207H212ZM214 208H215V207H214ZM230 208H233V207H230ZM57 209H56V211H57ZM71 209H72V208H71ZM74 209H75V208H74ZM74 209H72L73 212H74ZM78 209H79V208H78ZM82 209H83V208H82ZM87 209H88V208H87ZM92 209H94V207H93ZM178 209H179V208H178ZM180 209H182V208H180ZM180 209H179V210H180ZM183 209H184V208H183ZM210 209H211V208H210ZM25 210H26V212H25ZM59 210H58V213H59V214L62 213L63 210H61L60 212H59ZM72 210H71V212H72ZM80 210H81V209H79V211H80ZM107 210H108V209H107ZM116 210H117V209H116ZM138 210H139V209H138ZM179 210H178V211H179ZM193 210H194V209H193ZM212 210H213V209H212ZM218 210H219V208H218ZM224 210H225V209H224ZM231 210H232V209H231ZM261 210H262V211H260V212L263 214L262 216H263V219H264V202H263V205H262V207H261ZM53 211H54V210H53ZM53 211H50V212H53ZM86 211H87L88 214H89V212L92 211V210H91V208H90V210H86ZM86 211L83 210V214H84V215H83V214H80L81 216L83 215V217L81 218V219H83V220H81V221H82V223H84L85 225L88 224V222H90V218H89V217L92 216V215L89 216L87 213H86V214H87V215H86V214H85ZM96 211L98 212V210H96ZM99 211H100V210H99ZM105 211H106V210H105ZM141 211H142V210H141ZM229 211H230V210H229ZM3 212H4V211H3ZM9 212H10V213H9ZM67 212H68V209H67ZM71 212H70V213H71ZM73 212H72V213H73ZM80 212L82 213V211H80ZM97 212H94V213H97ZM106 212H107V211H106ZM109 212H110V210H109ZM119 212H120V211H119ZM226 212H227V210H226ZM230 212H231V211H230ZM40 213H41V212H40ZM53 213H54V212H53ZM55 213H56V212H55ZM55 213H54L53 215H56V216L58 215L57 218H59V214H55ZM70 213H69V216H70ZM72 213H71V214H72ZM75 213H76V212H75ZM77 213H78V212H77ZM77 213H76V214H77ZM94 213H93V214H94ZM99 213H100V212H99ZM112 213H113V212H112ZM178 213H179V212H178ZM227 213H228V212H227ZM256 213H257V212H256ZM8 214H10V215H8ZM28 214H29V215H28ZM51 214H52V213H51ZM90 214H91V213H90ZM105 214H106V213H105ZM108 214H109V213H108ZM230 214H231V213H230ZM14 215H15L16 218H13ZM40 215H41V214H40ZM73 215H74V214H73ZM100 215H102V214H100ZM109 215H110V214H109ZM25 216H24V217H25ZM38 216H39V215H38ZM38 216H37V217H38ZM42 216H44V217H42L43 221H44V222L46 221V224L48 225V230L45 231V227L43 228L44 231H45V233L42 234L43 237H42V235H40L41 239H42V238L44 239V240L41 242V245H42L43 247H40V248H41L42 250H43V248H44V249H45V252L48 253V256H49V255L52 256V255L55 253V251L57 250L56 247H55L56 245L54 246V244H53V241H54V240H57V239L59 240V237H61L62 234H61L60 232L57 231L56 227H55V230H54V229H51V228L49 227V226H51L52 228L54 227V226H53L54 222L52 223V221L49 219V217H50V213L47 214V211H46ZM45 216L47 217L46 219H45ZM56 216H54L53 219H54ZM66 216H68V215L66 214ZM66 216H65V220L67 219ZM96 216H97V215H96ZM102 216H103V215H102ZM105 216H107V215H105ZM105 216H104V217H105ZM111 216H112V215H111ZM113 216H114V215H113ZM116 216H117V215H116ZM123 216H124V215H123ZM125 216H126V215H125ZM232 216H233V215H232ZM257 216H258V215H257ZM3 217H4V216H2V218H3ZM39 217H40V216H39ZM39 217H38V218H39ZM51 217H52V216H51ZM72 217H73V218H71V219H73V220L75 219V221L78 220V219H80V218L76 219L77 217H79V213H78V216L75 215V217H74V216H72ZM93 217H94V215H93ZM93 217H92V218H93ZM99 217H100V216H99ZM126 217H127V216H126ZM175 217H178V216H173L172 218H175ZM6 218H7V219H6ZM10 218H12V219H10ZM95 218H96V217H95ZM100 218H101V217H100ZM106 218H107V217H106ZM106 218H105V219H106ZM21 219H22V218H21ZM60 219H61V220L63 219L62 215L60 216ZM178 219H179V218H178ZM259 219H260V218H259ZM3 220H4V219H3ZM11 220H12L13 222H11ZM27 220H28V218H27ZM69 220H70V218H69ZM86 220H87V221H86ZM103 220H104V219H103ZM109 220H110V219H109ZM170 220H171V218H170V219H167V221H170ZM224 220L226 221V219H224ZM260 220H261V219H260ZM15 221H17V220H15ZM21 221H22V220H21ZM21 221H20V222H21ZM29 221H30V220H29ZM59 221H60V220H59ZM71 221H72V220H70L69 222H71ZM79 221H80V220H79ZM172 221H175V220H172ZM221 221H222V219H221ZM18 222H19V221H18ZM65 222H66V221H65ZM170 222H171V221H170ZM234 222H235V221H234ZM60 223H61V221H60ZM67 223H68V222H67ZM73 223H74V224H78V222H77V223L73 222ZM97 223H98V222H97ZM105 223H106V222H105ZM168 223H169V222H168ZM235 223L238 225L237 222H235ZM241 223H242V222H241ZM246 223H247V222H246ZM2 224H4V223H2ZM18 224H19V223H18ZM23 224H24V223H23ZM58 224H59V223H58ZM100 224H101V223H100ZM109 224H110V223H109ZM166 224H167V223L165 222L164 226H165ZM187 224L189 225L190 222H189V223L187 222ZM7 225H9V224H7ZM20 225H21V224H20ZM42 225H43V224H42ZM63 225H64V223H63ZM66 225H67V224H66ZM81 225H82V224H80V227H81ZM85 225H82V226H85ZM96 225H97V224H96ZM101 225H102V224H101ZM137 225H138V223H137ZM162 225H163V224H162ZM234 225H235V224H234ZM239 225H240V224H239ZM241 225H242V224H241ZM241 225H240V226H241ZM12 226H13V225H12ZM55 226H56V225H55ZM57 226H58V225H57ZM88 226H89V225H88ZM109 226H110V225H109ZM109 226H108V227H109ZM166 226H167V225H166ZM166 226H165V227H166ZM191 226H192V224H191ZM221 226H222V225H221ZM232 226H233V225H232ZM232 226H231V227H232ZM7 227H8V226H7ZM19 227H20V226H19ZM68 227H69V226H68ZM95 227H96V226H95ZM231 227H230V229H228L229 232H230V230L233 228V227H232V228H231ZM3 228H4V227H3ZM5 228H6V226H5ZM49 228H50V229H49ZM57 228H59V227H57ZM167 228H168V227H167ZM237 228H241V227H236V229H237ZM246 228H247V227H246ZM13 229H14V228H13ZM18 229H19V228H18ZM41 229H42V228H41ZM43 229H42V232H43ZM138 229H139V228H138ZM138 229H137V231H138ZM163 229H164V228H163ZM222 229L227 230V227H226V228L223 227ZM222 229H220V231H221ZM236 229H232V230H231L232 233H231V232H230V233H231V236H232V237L229 235L230 233H227L228 231H226L225 233H227L228 236H230V238H232V239H230L231 241L234 240V245H235V243H240L241 245L238 246V247L240 248V246H241V247L243 246L242 244L245 242V241H243V240H246V239H245L246 237H247V239H250V240H251V238H252L251 235H250L251 232H249L248 230H246L247 232H249V235L247 234L248 236L246 235V237H244L246 231H245V232L243 231V232H244V233H243L242 230H240V229H237V230H236ZM0 230H2V227H1ZM5 230H7V229H5ZM101 230H102V229H100L99 232H100ZM164 230H166V229H164ZM164 230H163V231H164ZM168 230H169V229H168ZM234 230H235V231H234ZM243 230H245V229H243ZM7 231H8V230H7ZM7 231H6V232H7ZM15 231H16V230H15ZM15 231H14V232H15ZM105 231H107V229H106ZM131 231H132V230H131ZM169 231H170V230H169ZM240 231L242 232V234L239 233ZM9 232H10V231H9ZM160 232H161V231H160ZM247 232H246V233H247ZM0 233H1V232H0ZM3 233H5V232L3 231ZM12 233H13V232H12ZM15 233H16V232H15ZM59 233H60V234H59ZM97 233H98V232H97ZM162 233H163V232H162ZM167 233H168V232H166V234H167ZM222 233H223V230H222L221 234H222ZM253 233H254V232H253ZM18 234H19V233H18ZM95 234H96V233H95ZM98 234H101V233H98ZM151 234H152V233H151ZM198 234H199V233H198ZM251 234H252V233H251ZM1 235H2V234H1ZM8 235H9V234H8ZM22 235H23V234H22ZM24 235H25V234H24ZM149 235H150V234H149ZM156 235H157V234H156ZM159 235H160V234H159ZM164 235H165V234H164ZM217 235H219V231H218V234H217ZM224 235H225V234L223 233V237H225V238L223 239V237H222V239H223V240H226L227 235H225V236H224ZM2 236H4V235H2ZM97 236H98V235H97ZM129 236H130V235H129ZM150 236H151V235H150ZM153 236H154V235H153ZM177 236H178V235H177ZM177 236H176V237H177ZM197 236H198V235H197ZM249 236H250L251 238H250ZM255 236H256V235H254V237H255ZM117 237H118V236H117ZM157 237H158V235H157ZM219 237L221 238V235H219ZM242 237H244V238H242ZM123 238H124V237H123ZM147 238H150V239H151L152 237H147ZM158 238H159V237H158ZM161 238H162V237H161ZM178 238H179V237H178ZM178 238H176V240H177ZM214 238H215V237H214ZM217 238H218V237H217ZM153 239H155V237L151 239V242H152ZM163 239H164L163 241H165V238H163ZM169 239L171 240V238H169ZM193 239H194V238H193ZM254 239H255V241H254ZM159 240H160V239H159ZM172 240H173V239H172ZM195 240H196V239H195ZM215 240H216V238H215ZM218 240H219V239H218ZM256 240H257V241H256ZM259 240H260V239H259ZM259 240L256 239V237H255V238H252L251 241L253 242V245L255 246V244H257V243L260 244V241H261V240H260V241H259ZM38 241H39V240H38ZM163 241H162V243L165 245V242H166V241H165V242H163ZM205 241H206V240H205ZM220 241H221V240H220ZM227 241H228V240H227ZM227 241H225V242H227ZM237 241H238V242H237ZM242 241H243V242H242ZM258 241H259V242H258ZM59 242H60V241H59ZM159 242H161V240H160ZM168 242H170V241H168ZM172 242H173V241H172ZM172 242H171V243H172ZM229 242H230V241H229ZM232 242H233V241H232ZM241 242H242V243H241ZM54 243H56V241H55ZM57 243H58V242H57ZM162 243H161V244H162ZM194 243H195V242L193 241V244H194ZM204 243H205V242H204ZM210 243H211V242H210ZM217 243H218V242H217ZM230 243H231V242H230ZM37 244H38V242H37ZM151 244H152V243H151ZM163 244H162V246H164ZM169 244H170V243H169ZM169 244H168V245H169ZM174 244H175V243H174ZM4 245H5V244H4ZM41 245H39V246H41ZM186 245H187V243H186ZM186 245H184V246H186ZM188 245H190L189 242H188ZM191 245H192V244H191ZM207 245H209V244L207 243ZM211 245H213V244H211ZM211 245H210V248H211V249H210L209 247H206L205 244L203 245V246L206 247V249L208 248V250H209V251H208V250L204 249L205 252H206V254L209 252V255H207V260L204 261V262H205L206 264H209V263L211 264V263H213V262H214V264H219V263H220V262H219V259H221V258L223 257V256H222L221 258H219V257L222 255V254L220 253V252H222V251H220V247H218V246L220 245V243H219L218 246H215L216 248H217V247L219 248V249H218L219 255L221 254L220 256H219L218 254H216V255L219 256V257H218V260L216 259L217 257H216V258L214 257V256H216L215 254H214V256H213V252H212L211 250H213L214 246H213V248H212ZM232 245H233V244H232ZM232 245H231V246H232ZM236 245H238V244H236ZM249 245H251V244L248 243V248L245 247V249L252 248V245H251V247H250ZM58 246H59V245H58ZM172 246H173V245H172ZM201 246H202V245H201ZM220 246H221V245H220ZM229 246H230V245H229ZM246 246H247V245H246ZM54 247H55V250H54ZM187 247H188V246H187ZM221 247H222V246H221ZM238 247H236V248L238 249ZM58 248H59V247H58ZM164 248H165V247H164ZM169 248H170V247H169ZM169 248H167V249H169ZM183 248H184V247H183ZM216 248H214V249H216ZM222 248H223V247H222ZM233 248H234V247H233ZM242 248H243V247H242ZM242 248H240V249L242 250ZM255 248H257V247L255 246L254 249H253V248H252V249H249V251L252 250V253H253V252H255ZM41 249H40V250H41ZM151 249H152V248H151ZM165 249H166V248H165ZM185 249H186V248H185ZM185 249H184V250H185ZM223 249H224V248H223ZM16 250H17V249H16ZM16 250H15V253H18V252H16ZM20 250H21V249H20ZM42 250H41V251H42ZM59 250H60V249H59ZM221 250H222V249H221ZM233 250H234V249H233ZM18 251H19V250H18ZM185 251H186V250H185ZM207 251H208V252H207ZM224 251H225V249H224ZM224 251H223V252H224ZM236 251H237V250H236ZM13 252H14V251H13ZM61 252H62V251H61ZM167 252H168V251H167ZM202 252H203V251H202ZM205 252H204V253H205ZM211 252H212V253H211ZM215 252L217 253V251H215ZM223 252H222V253H223ZM226 252H227V251H226ZM246 252H247V251H246ZM250 252H251V251H250ZM8 253H9V252H8ZM8 253H7V254H8ZM19 253H20V252H19ZM38 253H39V252H38ZM43 253H44V251H43ZM43 253H41V254H43ZM57 253H58V251H56V254H57ZM59 253H60V252H59ZM231 253H232V252H231ZM11 254H12V253H11ZM39 254H40V253H39ZM206 254H205V256H206ZM211 254H212V257H214L213 260H215L216 262H215V261L212 262V260H210L211 257H209V256H210ZM226 254H227V253H225L224 259H225V257H227ZM237 254H238V252H237ZM246 254H247V253H246ZM249 254L251 255V253H249ZM256 254H258V253L255 252L254 254H252L251 257H249L250 262H251V260L255 257ZM262 254H263V253H262ZM262 254H261V255H262ZM12 255H13V254H12ZM19 255H20V254H19ZM54 255H55V254H54ZM203 255H204V254H203ZM203 255H202L201 257H203ZM223 255H224V254H223ZM250 255H248V256H250ZM261 255H260V257H261ZM10 256H11V255H10ZM239 256H240V253H239ZM248 256H247V257H248ZM256 256H259V255H256ZM11 257H12V256H11ZM15 257H16V256H15ZM9 258H10V257H9ZM40 258H41V256H40ZM44 258H46V257L44 256ZM139 258H140V257H138L137 259H139ZM204 258H206V257H204ZM204 258H203V259H204ZM208 258H210V259L208 260ZM230 258H231V257H230ZM237 258H238V257H237ZM237 258H236V259H237ZM251 258H252V259H251ZM10 259H11V258H10ZM46 259H47V258H46ZM141 259H143V258H141ZM201 259H202V258H201ZM227 259H228V258H227ZM227 259H225V260H227ZM241 259H242V258H240L239 260H241ZM246 259H247V258H246ZM40 260H42V259H40ZM204 260H205V259H204ZM225 260H223V264H224V263L226 264V261H225ZM43 261L45 262L46 260H43ZM143 261L146 262L145 259H144ZM143 261H141V262L138 261V262H137V261L135 260V263H138V264H139V262L142 263ZM207 261H208L209 263H208ZM217 261H218V263H217ZM221 261H222V260H221ZM228 261H229V260H228ZM228 261H227V262H228ZM231 261L233 262L232 259H231ZM236 261H238V260H236ZM236 261L234 260L235 264H236ZM241 261H242L241 263H245V262H246L245 260H241ZM243 261H245V262H243ZM252 261H253V260H252ZM15 262H17V261L15 260ZM204 262H203V263H204ZM234 262H233V263H234ZM239 262H240V261H238V263H239ZM247 262H248V263H247ZM247 262H246V264H249V263H250L249 261H247ZM135 263H134V264H135ZM148 263H149V262H148ZM221 263H222V262H221ZM145 264H146V263H145ZM239 264H240V263H239ZM250 264H251V263H250Z\"/></svg>",
	"mask_w": 264,
	"mask_h": 264
}]
</instances>
